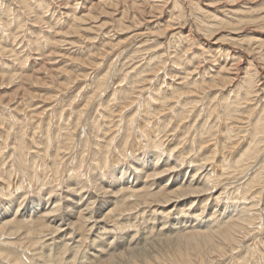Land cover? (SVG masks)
Wrapping results in <instances>:
<instances>
[{
    "label": "rangeland",
    "instance_id": "rangeland-1",
    "mask_svg": "<svg viewBox=\"0 0 264 264\" xmlns=\"http://www.w3.org/2000/svg\"><path fill=\"white\" fill-rule=\"evenodd\" d=\"M104 1H106V0H102L103 3H104ZM171 1L174 2V3H172L173 5L170 3ZM24 2L27 5H29L28 8L26 7L25 11L21 9V5L18 4L17 0H0V15H2V17L0 16V36H1L0 39L2 40V41L0 40V44L3 45V46H0V52H1L0 54H3L1 50H3L4 47H5V49H9L12 47L11 48L12 53L9 52L10 54L5 53V54H3V56L2 55L0 56V62L2 61L0 63V115H1L0 116V179H1L0 180V191L3 189L1 191L2 193H0V201H1L0 209L4 206L5 202H10V200L12 199L11 201L15 203V211L16 210L18 211L16 213L14 212L15 213L14 215H13V213L10 214L8 218L5 217V218L0 219V237H1L0 238V246L3 247L6 243V245L4 246L5 249L0 247V264H111V263L112 264H129V263L130 264H138V263L139 264H242L243 262L245 264H264V255H263L264 248H262V247H264L263 246L264 245V222H262L264 220V218H263L264 217L263 216L264 215V199H263L264 198V186H263L264 183H262L261 186H258L259 184L256 185L257 179H258L257 182L262 180V177H260V176H262L264 174V171L262 170V169H264V167L262 169L260 168L263 171V172H261V170H259V167H261V166L258 164L260 158L263 155L260 156L257 163L253 162V164H254L253 167H252L253 164L250 165L251 168H249V166H246L247 169L245 171L242 170V169H245V166L242 169L240 167L239 168L238 167H232L231 165H228V166L225 165L224 166L225 168L219 167V169H218V172H219L218 175L219 176L216 175L217 173L214 176L215 171L213 170L212 171L213 173L211 172V174H213V175L209 176V177H211L212 181H211V179L208 180V178L206 177V175L204 173H206L210 167L208 165H203V164L205 163L204 161L207 160L206 158L209 156L208 154L211 153L210 150H212L213 148H216V147L218 148V146L221 145L222 142H223V144H228L225 139H224L225 141H222L223 140L222 138H225V137H223V134H222V132L225 130V123H222L223 120L221 119V117L218 114L219 110L222 107L221 102L223 100H220V102H219V100H214V96L216 95V93H214L213 94L214 96L212 95L208 100V97H206V99H205V97L203 95H201L200 92L195 93L191 90V91H189L191 93L190 94L187 91L188 89H191L190 86L192 87V85L194 83L192 78L194 80L202 79L203 77L208 78L212 74L211 72H213V73L215 72L214 70L217 69V66H221V65H224L226 63L227 66H229V64H231V65L234 64V66H233L235 68L234 71L235 72L238 71L239 74L241 73V75L243 77L245 76L242 74L243 71L245 70V73H246V71L248 72V70H249V72L253 74V75L251 74L250 77L253 76L252 78H254L256 81L255 82L256 84L255 83L252 84L253 87L256 86L253 88V91L255 90V92H256V90H258V91H260L259 95L263 96L264 92L261 89L264 87V85H263L264 84V60H262V59H264V52H262V51H264L263 50L264 46L262 45L261 41L258 44H256V42L255 43L252 42L250 44V45H252L250 51L252 49L253 50L251 52H249L248 49H246V48H250V46H248L249 43H246L247 41H244L243 39L244 38L246 39V36L249 39L250 37H254L255 35H256L255 36V38H256L257 35H259L258 38H263V40H264V37H263L264 36V29H263L264 28V20H263V18L261 19V21L258 19L264 15V12H263L264 11V0H223V1L222 0H188V2L186 0H177V1L176 0H165V1L164 0H159V1L158 0H130V2L145 5V8H143V10L145 11V13L143 15L144 17L142 16V14L140 12H138V14H141V15H136L132 11V9L128 7V4H124L123 2H121L119 0L113 1V3H118V6L116 8L114 6L110 7V5H107V4L105 5V3L104 4L101 3V0L100 1L99 0H85V1H83V0H81V1L80 0H78V1L77 0H32V1L31 0H28V1L24 0ZM159 2H160V4H159ZM176 2H178L177 4H179V5H177V4L175 5ZM196 2L198 4V6L200 4V6H203L206 10H207L206 7L208 6L207 11H209V10H210L209 12L213 11L211 13V15H215L218 17V18H216V21H214L215 19L213 20L214 17L212 18V20L209 19L210 17L208 18L207 11L206 12H204L202 10L200 11V9L197 8L198 6H197ZM93 3H96V5L93 6L92 5ZM190 5H192L193 7L195 6V7L193 8ZM65 6H66V8H65ZM91 6H92V8H91ZM174 6H175V11H174ZM152 7L154 9L156 7V12L154 9H152ZM180 7L181 8L184 7V8H182V10H181ZM196 8H197V10H196ZM125 11H128V12H125ZM176 11L179 14L178 13L175 14ZM5 12H7V13H5ZM153 12H155V13H153ZM171 12H172V14H171ZM180 12H182V13H180ZM230 12H231V14H229ZM232 12H233V14H232ZM234 12H236V13H234ZM67 13H71V14H67ZM225 13H227L226 16H224ZM243 13L246 16L245 15L243 16ZM249 13H251L250 14L251 16H249ZM123 14H124V16H123ZM148 14H150V15H148ZM197 14H199L200 18L198 16H197V18H195ZM234 14H235V17H237V18L241 17V18L240 19L238 18L239 19L238 20L237 18L234 17ZM69 15H71V16H69ZM74 15L77 18H78V16H80V17L82 16V18H84L83 21L81 20L79 22L78 21L79 19L76 20ZM167 15H169V17L170 16L171 17L168 18ZM67 16H69V17H67ZM137 16H138V18H137ZM140 16H142V17H140ZM152 16H153V18H152ZM229 16L231 18H227ZM250 17H252V18H250ZM119 18H121V21L117 20ZM173 18H174V20L172 21L171 19H173ZM201 18H202V20H201ZM242 18L244 20L243 24L244 25L247 24L246 26L248 28L246 26H239L238 28L242 27V29L240 28V30H237V31L241 32V33L240 34L238 33L236 36H234L235 38H233V40H231L230 37H229L230 40H228L227 37L228 36L232 37L231 31H234V30H229V29L226 30L224 27H223L224 28L223 29L220 26L221 24L219 23L220 24L219 25L217 23V20L220 19V21L224 20L225 22H227L226 19H228L227 23L233 22L234 24H238L240 21H242ZM246 18H248V19H246ZM166 19L168 20V22H166L167 21ZM196 19L197 20L199 19V20L197 21ZM231 19H233V20H231ZM251 19L252 20H254V19L259 20V22H250ZM193 20H195V21H193ZM204 20L205 21L208 20V22L210 21L209 22L210 24L208 22H205ZM234 20H237L238 23H236V21H234ZM6 21H8V23ZM141 21H143L142 25H141ZM151 21H153V22H151ZM230 21H232V22H230ZM120 22H121V24H120ZM145 22H146V24H145ZM196 22H198V23L201 22L202 24H198V23L195 24ZM203 22H204V24H203ZM211 22H213V24ZM206 23L209 26H207ZM166 25H168V26H166ZM173 25H175L174 26L175 29H174ZM204 25H205V28L207 27L206 30H204L205 28H203ZM210 25H211V27H210ZM259 25L261 27L262 26L263 27L261 28ZM139 26H140V28H139ZM190 26L192 27L193 31H192ZM198 26L200 27V30H198V28H199ZM216 26H218V27L216 28ZM169 27H171L173 30H171V28H169ZM208 27L213 32V34H212V32L210 34V37H212V38H210L208 35V33H210V31H211L210 29H209L210 31L208 30ZM143 28H145V29H143ZM166 28H168L170 31L168 29L166 31ZM215 28L218 29L219 32ZM251 28L252 29L254 28V29L252 30ZM260 28L262 29V31ZM188 29H190V30H188ZM219 29H221V30H219ZM250 29L252 30L253 33L251 32ZM132 30H133V32H132ZM176 30H179V31L176 32ZM36 31H37V33H36ZM180 31H181V33H179ZM201 31H203V32L201 33ZM206 31L208 33H206ZM245 31L247 32L248 35L251 34L254 36H251V35L248 36L246 33H244ZM188 32H189V34H188ZM248 32H250V34ZM260 32H261V34H260ZM176 33H178L180 35V37L182 34H183V36L185 35L184 37L182 36L185 41H182L181 40L182 38L180 39V37H178L179 35ZM186 33H187V35H186ZM218 33H219V36L221 37V39L217 38V37H219ZM223 33H225V34H223ZM13 34L16 37H13ZM169 34H171V36ZM176 35L178 38L175 37ZM204 35H205V37H204ZM241 35L244 38L241 37ZM134 36H135V38H134ZM137 36H138V38H137ZM167 36L169 37V39ZM188 36H192L194 38V40H192L193 39L192 37L188 38ZM202 36H203V38H202ZM154 37H156V38H154ZM222 37H224V38H222ZM143 38H145V39H143ZM175 38H176V40L173 41ZM179 39L182 42L179 41ZM222 39H225V40H222ZM235 39H237V40H235ZM221 40L223 43L220 42ZM241 40H242V42L244 41L243 42L244 44L241 42ZM130 41H132V42H130ZM169 41H170V43L174 42V44H172V47H171V44H169ZM236 41H239L241 43H239V42H237L239 44L233 43ZM192 42H195L196 46ZM213 42H214V44H213ZM117 43H118V45H117ZM183 43L187 44L186 45L187 47ZM200 43H203V44L205 43L203 46H204V48H207L206 51H205V49L202 48ZM179 44H181V45H179ZM207 44H210L211 47L207 46ZM215 44H216V46L219 45V47L218 46L217 47L212 46ZM221 44L224 47H221L222 46ZM225 44H227V45H225ZM240 44H242L243 46ZM263 44H264V41H263ZM235 45H237V46H235ZM125 46H127L128 48ZM177 46H178V48L180 47L179 51H178ZM189 46H191V47H189ZM228 46H230L228 48L229 50L232 48L230 51L227 50ZM123 47H124V49H123ZM256 47H258L260 49V51ZM176 48H177V50H174ZM185 48H188L189 52ZM235 48H238V49H235ZM254 48L257 52L254 50ZM126 49H128V50H126ZM167 49H168V52H167ZM181 49H182V51H180ZM218 49H219V51L221 49V51L217 52ZM224 49L226 51H224ZM244 49H246V50H244ZM147 50H148V53H145V52H147ZM199 50H200V52H199ZM209 50H211V51L209 52ZM170 51H172L173 53ZM201 51H203V52H201ZM241 51H243V52H241ZM174 52H176V53L178 52L181 55L180 54L176 55V53H174ZM193 52L196 54H194ZM197 52H199V54ZM223 52H224V54H223ZM229 52L231 54L235 53L233 58H232L233 54L231 55ZM252 52H253V55H250V53L252 54ZM260 52L263 55L262 58H261L262 55ZM152 53L155 55H153ZM163 53H165L166 55ZM208 53H210V56ZM227 53L230 54L231 58L229 57V55H227ZM237 53H240V54L237 55ZM257 53H258V55L260 54V56L256 57L257 55H254ZM160 54H162V55H160ZM193 54L196 57H194ZM201 54L204 55L203 56L204 58L202 57ZM241 54H242V56H244V54H245V56L242 57ZM151 55L153 57H148ZM191 55H193V56H191ZM246 55H247V57H246ZM106 56H107V58H106ZM142 56H144V58H143L144 60L142 59ZM157 56H160V59L162 61L159 60L158 59L159 57H157ZM182 56H184V58H182ZM154 57H156L155 60L153 59ZM162 57H163V59H162ZM171 57L172 58L174 57L173 61L170 60V59H172ZM178 57H180V58H178ZM185 57H187L188 60ZM213 57L215 59H212ZM217 57H219L220 59ZM225 57L227 59H225ZM151 58L153 61H151ZM176 58L178 60H182L183 62L178 61ZM195 58H197V59L194 60ZM202 58H203V60L204 59L205 60L201 62ZM235 58H237V60ZM259 58H261V59H259ZM165 59H167L168 61ZM189 59L191 62L193 61V63H190ZM238 59L240 60V63L238 62L239 61ZM100 60H101V62H100ZM156 60H158V61H156ZM149 61H151V62H149ZM187 61H189V62H187ZM198 61L201 62L202 64L198 65V63H199ZM234 61L236 63L237 62L238 63L236 64ZM253 61L256 65L253 63ZM94 62H97V63H94ZM145 62H146V65L148 67L146 65H144ZM165 62L167 63L168 66H164ZM175 62H177V63H175ZM178 62L181 64H179ZM184 62H185V64H184ZM212 62H213V64H212ZM258 62H260V63H258ZM99 63H100V65H99ZM135 63H136V65H135ZM150 63L151 64L153 63L152 66ZM166 63H165V65H166ZM173 63H175V64H173ZM182 63L184 65H182ZM188 63H189V65H188ZM245 63H247V64H245ZM195 64H196V66H195ZM216 64H217V66H216ZM93 65H95V66H93ZM155 65H157V66H155ZM158 65H160V67ZM176 65H178L179 67L182 66L180 68L183 69L185 72L187 70L188 73L183 72L182 70H180V68L178 69L179 71L175 68H172V66L176 67ZM210 65L211 66L214 65V66L211 67ZM244 65L246 66V68ZM136 66H138L139 68ZM153 66H154V68H153ZM237 66L242 67L244 70L243 69H242V71L237 70L238 68H240V67L237 68ZM94 67L96 69H94ZM158 67H159V69H155ZM163 67H164V69H162ZM207 67L210 69V71H209V69H207ZM261 67H263V68H261ZM137 68L139 69L138 71H136ZM176 68H178V67H176ZM185 68H187V69H185ZM151 69L152 70L154 69V70L152 71ZM173 69H175V70H173ZM188 69H190V70H188ZM260 69H263V70L261 71ZM91 70L93 72H91ZM142 70H146L145 72L143 71L146 75L144 73H141ZM155 70H156V72H155ZM167 70L169 71V73ZM172 70L175 71L174 74H173ZM176 70L178 71V74H177ZM206 70L208 71L207 73H206ZM88 71H89V74H88ZM199 71H201V72H199ZM189 72H191V73L189 74ZM197 72H198V75H197ZM136 73H138V74H136ZM139 73H141V74H139ZM160 73L162 74V76ZM180 73L183 75H185V74L186 75L189 74V75L188 76H186V75L182 76V78H181ZM194 73L197 75V78L195 77L196 75ZM205 73L208 74V76ZM10 74H18L19 76H17V75L14 77L8 76ZM90 74H93V75H90ZM131 74L134 76L136 75V77H134V79L136 80V82L138 80L140 82V84H137L139 82L136 83L134 81V79L131 80V77H133V76H130ZM247 74H246V76H247ZM259 74H262L263 76H260ZM127 75H128V77H126ZM172 75H174V76H172ZM158 76H159V78H158ZM255 76H256V78H255ZM110 77H112V78H110ZM142 77H143V79H142ZM163 77L165 80L163 79ZM171 77L173 80L171 79ZM173 77H175V78H173ZM183 77H185L184 79L187 82L183 79ZM138 78H140V79H138ZM145 78L148 81L145 80ZM175 79H177V80H175ZM181 79L184 81H182ZM109 80H111V81H109ZM178 80H180L179 81L180 83L177 82ZM189 80L192 81L193 83L190 82ZM260 80H262V81H260ZM118 81H120V82H118ZM235 81L238 82L239 84L236 83ZM114 82H115V84H114ZM187 83H188V85H190L189 87H187L188 85L185 86V84H187ZM189 83H191L192 85ZM232 83L233 84L230 83L229 87H224V89L226 88L229 91L232 90V91H230L232 94L228 93L229 91L227 92L226 89L224 90V93L227 92V94H230V96L227 97V100L229 99V101H227V102L230 103L229 107L233 108V110L232 109L230 110L232 112L231 115H233V118L235 117L234 116L235 112L238 113L240 111L239 114L242 115L243 113L245 114V113L249 112L250 110L254 109L255 107H256V109H254L255 111H252V113L253 114L255 113L256 116L259 115L258 117L261 116V118H262V115H263L262 113H264V112L260 111V110H263V108H264L262 106V105H264V99H263L264 97L263 98H262V96L259 97V95L256 96L257 95L256 93H258V91L256 93L253 92L254 96L251 92H249V95H248L249 96V102L248 101H242L243 103H245V105L241 104L238 106V105H236L238 103H236V104L232 103V101L236 97L233 95H236V93L239 92V93H237L238 94L237 96L241 95L243 97V95L245 93L244 85L246 87L248 85V83L245 84L244 79H242V78L235 79ZM89 84H91V85H89ZM144 84H145L144 90H142V92H139L140 91L139 89H142V86ZM174 84H178V85H174ZM124 85H126V86H124ZM146 85H148L147 88H146ZM86 86L88 89H86ZM114 86H116V87H114ZM129 86H131V87H129ZM137 86H139V87L137 88ZM158 86H160V88H162V89L158 88ZM257 86L259 87L258 89H257ZM103 87H105V88L103 89ZM173 87L175 89L174 94L172 92ZM237 87H238V91L236 89ZM241 87H242V91L240 90ZM115 88H117V89H115ZM125 88H127V90L129 88L131 89V90L129 89L127 91V93L129 94V95L127 94L128 96L125 93L126 92ZM120 89H122V91ZM159 89H160V91H158ZM233 89H235V91H237V92H234ZM163 90H164V92H163ZM81 91H83V92H81ZM109 91L111 93L112 92L113 93L111 94ZM136 91H137V93H136ZM148 91H149V93H147ZM150 91H152V94ZM156 91L158 92V94H156L157 93ZM184 91L186 92V94L187 93L190 94V96L188 94L186 95L185 93H183ZM89 92L92 94H88ZM132 92L134 93L135 96L137 95V97H138L140 95V97L141 96L142 97L141 98L138 97L136 99V98H134L135 96H133ZM145 92L147 93L146 95H145ZM181 92H182V94H180ZM221 92L220 91L217 92L218 97L221 94ZM106 93L108 94V96H106L107 95ZM117 93H119V94H117ZM163 93H164V95L172 93V96H175L174 98L173 97L169 98L170 100H168V102H166L165 105L163 104L166 109L165 108L162 109V106L160 107L161 102H160V100L156 99L157 97H155V95L160 96V94L163 96ZM177 93L180 94V96ZM193 93L196 96L193 95ZM121 94L125 99H123ZM209 94H211V93L209 92ZM87 95H90V96H87ZM99 95H101V96L99 97ZM109 95H111V96H109ZM152 95H154V96H152ZM96 96H97V98H95ZM177 96H179V97H177ZM182 96H184V97L182 98ZM248 96H246V97H248ZM90 97H92V98H90ZM129 97L130 98L133 97L132 100L134 101V103L127 105L129 100L131 101V99ZM143 97H145V98H143ZM194 97H195V99H193ZM197 97L201 100V102L198 100ZM252 97L254 100H252ZM88 99L91 100L90 101L91 104L89 103ZM111 99H112V101H111ZM171 99L173 102L175 100L176 101L173 103L171 101ZM72 100H73V102H72ZM187 100H189V103L192 106L188 103ZM8 101H10V105L7 106ZM192 101H193V103H192ZM209 101H210V103H212V104L214 103V104L213 105L210 104ZM143 102H144V104H143ZM257 102L260 104L261 107L259 106V104ZM262 102H263V104H262ZM93 103H94V105H92ZM148 103H149V105H147ZM196 103H197V105H195ZM200 103L202 105H200ZM168 104H170L171 106L169 107ZM246 104H248V109L246 108V106H247ZM251 104L253 106H251ZM16 105L19 107H17ZM88 105H89V107H88ZM153 105H155V106H153ZM166 105H168V108ZM178 105H180V107ZM147 106H149L148 108H151V110L148 109ZM187 106H190V108ZM249 106H251V107H249ZM15 107H17L18 110L15 109ZM124 107H125V109H123ZM133 107H135V109ZM153 107H155V109ZM158 107L161 108V110H159ZM105 108H107V109H105ZM108 108H109V110H108ZM141 108H142V110H141ZM179 108L180 109L182 108L184 111L182 109L180 110ZM206 108H208V110L210 109L211 112L215 108L214 109L215 111H213L215 113L214 114L213 113L208 114ZM235 108L236 109L238 108L237 109L238 111H236ZM244 108H246V109H244ZM11 109H13V110H11ZM121 109H122V111H121ZM22 110L24 112H22ZM149 110H150V112H149ZM175 110H176V112H175ZM185 110H186V113H185ZM200 110H201V112H200ZM203 110L205 112H203ZM76 111H77V113H76ZM160 111H164V112H160ZM181 111H183V112H181ZM196 111H198V114L196 113ZM256 111L260 112V113H256ZM2 112H4V113H2ZM142 112H143V114H142ZM145 112L146 113L149 112V115L148 114L146 115ZM157 112H159V113H157ZM187 112H190L191 114L190 113L187 114ZM107 113H110V114H107ZM137 113H139V114H137ZM140 113L143 116H141ZM167 113L170 114L169 117H167L168 116ZM179 113L182 114L181 117H180ZM17 114H19V115H17ZM113 114L115 115V117ZM153 114H155L156 117ZM215 114H217V115L215 116ZM105 115H108L109 117L108 116L105 117ZM171 115H172V117H171ZM174 115L175 116L179 115V116H177L178 117L177 118ZM186 115H189V116H186ZM204 115H205V117H208L210 119L208 120V118H205ZM210 115H212V116H210ZM103 116L105 117V121H104ZM119 116H120V118H119ZM138 116H139V118H137ZM149 116H150V118H149ZM184 116H186V117H184ZM110 117L111 118L113 117V118L111 119ZM116 117H118V118H116ZM145 117H147V118H145ZM161 117L163 120H160ZM164 117H166V118H164ZM229 117L227 118V123H226L228 125V128L224 132H227L228 135L232 134L231 136L234 140H236L238 135L240 136V134L237 135L236 133L233 132V131H235V129H237L238 132L243 134V136L245 138H242L243 140L241 141V146H240V150H241L242 147H244L247 143L246 138H248L247 137L248 131H250L247 128L248 127L247 125L249 124V122L247 119H244L247 122L243 120L244 123H242V121L239 120L238 122L235 123V120L229 121ZM172 118H173V120H172ZM183 118L184 119L187 118V119L184 120ZM92 119H93V121H92ZM96 119H98V120L96 121ZM120 119L123 121H121ZM125 119H126V121H125ZM206 119L210 123L207 122L208 123L207 124ZM231 119H232V117H231ZM85 120H86V122L84 124H86V125L84 126L83 122ZM112 120H114V121L112 122ZM130 120H131V123H130ZM146 120L147 121L149 120V121L147 122ZM95 121L97 122V124H95ZM118 121L122 122V123H119ZM124 121H125V123H124ZM163 121L166 124L165 123L163 124ZM167 121H168V123H167ZM185 121H187V122H185ZM189 121H191L192 124H195V125L190 124L191 122H189ZM194 121H196V122H194ZM200 121L202 124L198 125V123H200ZM212 121H213V123H211ZM231 121H234L233 127L235 126V129L232 127L233 123ZM69 122L71 123V125ZM89 122L92 124L91 126H90ZM93 122H94V124H93ZM109 122H110V124H109ZM114 122H116L117 124L119 123L120 125L119 124H118L119 126L117 124L114 125ZM174 122H176V123H174ZM230 122H231V126L229 127ZM99 123H101V124H99ZM127 123H128V126H126ZM156 123H159V124H157V125H159L158 126L159 128L157 126L155 127ZM160 123H161V125H160ZM245 123H248V124H245ZM98 124H99L100 128H99ZM107 124L109 126L111 124H113V125H111L110 127L105 126ZM171 124L172 125L175 124V129H174V126H172ZM178 124H180V125H178ZM209 124H211L210 126H214V129L216 127V130H218V133L216 132L218 134V136H216V134L213 136L216 139H218L217 141H219V142H218L217 146L212 145V147H210V148L207 147L208 149H205V148L202 149L199 147V146H201V144H199L198 141L199 142H202V141L207 142L210 138L213 137V136H210V138H209V134L207 133V131H205V130H207V127L209 126ZM221 124H223V125H221ZM236 124H238V125H236ZM72 125L73 126L75 125V126L73 127ZM87 125H88V127H86ZM94 125H96L97 127L95 128ZM138 125H140V126H138ZM164 125L166 126L165 129H164ZM181 125H183V127H181ZM23 126H24V128H23ZM76 126L77 127L79 126L81 128L86 127L85 129L84 128L83 129L86 130L87 133H86V131H84L83 129H81L79 127H78L79 129L76 128ZM112 126H115L114 127L115 129L114 128L112 129ZM131 126H132V128H131ZM171 126H172V128H171ZM198 126H199V128H200V126H202L200 128L201 130L198 129ZM238 126H241L242 128L239 129ZM106 127L108 129H106ZM124 127H125V129H124ZM176 127H177V129H176ZM187 127H189V128L187 129ZM73 128H76V130H78V131H76ZM136 128H137V130H136ZM202 128H203V131H205L206 133L202 131ZM229 128H231V129H229ZM65 129L67 130V132L68 131L69 132L67 133ZM95 129L98 132L93 131ZM101 129H103V130H101ZM132 129H134V131ZM168 129H169V131H168ZM170 129H171V131H170ZM183 129H184V132H183ZM245 129H247V132ZM106 130L108 133L105 132ZM116 130H117V133L115 134ZM118 130H119V132H118ZM142 130H143V132H142ZM154 130H157V131H154ZM178 130L179 131L181 130V131L179 132ZM62 131L66 132L67 134H65L63 132V134H64L63 135L61 133ZM90 131H93V132H90ZM124 131H125V133H122ZM136 131H138V132H136ZM167 131L169 133H167ZM186 131H187V133H186ZM220 131H222V132L220 133ZM102 132H104L105 134ZM113 132L115 135L113 134ZM126 132H128V133H126ZM181 132L183 133L182 134L183 136L180 135ZM191 132H193L194 135H192L193 133H191ZM56 133H57V135H56ZM58 133L60 135H58ZM76 133H77V136L75 135ZM88 133H90V134L88 135ZM160 133L162 135H159ZM177 133H179V134H177ZM112 135L114 137L115 136L116 137L114 138ZM170 135L173 139L170 137ZM176 135H177V137L178 136L179 137L177 138ZM205 135H207V136H205ZM53 136H55V137L57 136L58 138L57 137L55 138ZM59 136H61V137L59 138ZM99 136H100V138H99ZM110 136L112 139L110 138ZM122 136H123V139L125 138L123 141L121 140ZM128 136H131V137H128ZM137 136H138V138H137ZM156 136L157 137L164 136L165 139H162L163 137L157 138ZM193 136H194V138H193ZM63 137H65V138L63 139ZM87 138H89V140H87ZM104 138H107L108 141H106L107 139L104 140ZM113 138L116 140H114ZM152 138L153 139L157 138V139L153 141ZM55 139L56 140L58 139V140L56 141ZM82 139L84 142L82 141ZM94 139L95 140L97 139L96 145H98L99 148H98V146L96 148L95 147L96 145L94 146V144L96 142ZM110 139L113 140V142L112 141L109 142ZM18 140H22L23 143H20ZM24 140H25V142H24ZM130 140H131V142H130ZM140 140H141V142H140ZM149 140L151 141V143ZM194 140L195 141L197 140V141L194 142ZM36 141H37V143H36ZM59 141H61L62 143L60 142V144H58ZM98 141H100V142H98ZM190 141L194 142L195 144L190 142ZM154 142H156L155 143L156 145L155 144L152 145V143H154ZM163 142L165 145H163ZM99 143H101L100 145H102V144L105 145L104 148L102 146L100 147ZM107 143H109V144H107ZM113 143H115V144H113ZM118 144H119V148H117V149H119V151L116 150V147ZM140 144H141V146H140ZM175 144L178 146H175ZM58 145L60 147H58ZM112 145L113 146L115 145V146L113 147ZM161 145H163V146H161ZM46 146H47V148H46ZM110 146H112V147H110ZM154 146H156V148ZM192 146H194V147H192ZM147 147H149L150 149ZM175 147L178 149L176 150ZM105 148H107V149H105ZM110 148H111V150H110ZM127 148H128L129 152L126 151ZM157 148H159V149L156 150ZM18 149H19V151H18ZM43 149H44V151H46V153H43L44 152ZM56 149L58 151H56ZM99 149H101V151ZM146 149L150 150L149 151L150 153H148V150L146 151ZM160 149L163 150V152ZM37 150H39V151H37ZM104 150L105 151L107 150L106 153ZM202 150L203 151L206 150L205 152L208 151V153H205ZM102 151H103V153H101ZM165 151H166V153H165ZM181 151H182V153H181ZM54 152H55V155H53ZM59 152H62V153H59ZM136 152L138 155L136 154ZM183 152H184V154H183ZM156 153H158L159 156ZM160 153L164 154V155L161 156ZM42 154L43 155L45 154L46 156L45 155L42 156ZM188 154H190V155H188ZM50 155L53 157L51 158ZM94 155L97 158L99 157L100 159L98 160ZM150 155H152L155 160L150 158L149 157ZM233 155H235V154H231L230 156L234 160L236 156L233 157ZM56 156H58L59 158ZM63 156H65V157H63ZM146 156H147L148 160H147V162H145L146 165L145 164L143 165L144 168L143 167L137 168L136 166L138 165L139 161L143 162L142 157H146ZM92 157H93V160L91 159ZM161 157H163V158H161ZM46 158H48V159H46ZM54 158H56V160ZM60 158H63V160ZM156 158H157V160H156ZM199 158H201V160ZM203 158L205 160H203V162H202ZM158 159L159 160L161 159L160 162L162 161L161 163H159L160 166L158 165V162H159ZM46 160L49 161L50 163L48 162V164H47ZM57 160H59V161H57ZM95 160L97 162H99L101 160L99 162V165ZM107 160L110 161V163ZM151 160H153L152 163H150ZM166 160H167V162H166ZM63 161H65V162H63ZM135 161L138 163L135 164L136 163ZM42 162L45 163L48 166V168H46L47 166L45 164H43ZM53 162H55V163H53ZM247 162L249 163L251 161H247ZM51 163L54 166L55 165H57V166L54 167V166H52ZM63 163H65V164H63ZM105 163H107L106 166H105ZM156 163H157V165H156ZM201 163H203V164H201ZM127 164H128V166H127ZM41 165L44 166L45 169H43V167H41ZM114 165H115V168H114ZM129 165L131 166V168ZM49 166H50V168H49ZM171 166L176 167L175 168L176 170L174 168H172L174 170L170 169V171H166L165 172L166 174L160 175L159 178L155 174V171H156L155 169L160 168L159 171H161L163 169L165 170L168 167L170 168ZM105 167H107V169ZM128 167L131 170L128 171V169H129ZM97 168H100L101 171H100V169H97ZM140 168L144 169V170L149 169L150 176H148V172H144V173L140 172V171L138 172V170ZM203 168L205 170L207 169L206 172H204V173H203V170H204ZM232 168H234V169L236 168L235 170H237V171L233 170ZM57 169H58V171L56 172ZM90 169H92V170H90ZM187 169H189V170H187ZM230 169L232 170V172H229ZM119 170H120V173H119ZM226 170H227V173L229 172L228 174L226 173ZM67 171H69V172H67ZM95 171L98 173H95ZM122 171H124V172L121 174ZM126 171H127V174H126ZM241 171H243V173L244 172L245 173L243 174ZM110 172L113 175L112 174L110 175ZM132 172L134 173V175ZM233 172L237 173V175L233 174ZM239 172L242 173V175ZM252 172H254V173H252ZM118 173L120 174L119 175L120 177L122 175H123V177H130L131 175H133L129 178L132 181H131V183H128L129 181L128 182L124 181V183L121 186H118V187L114 186L112 188L113 190L110 188L113 191V193L115 194V198L112 197L113 198L112 202L110 204H108L107 207H105L102 212L99 213L98 208H99L101 201L103 200V197L98 195L99 190L97 189L96 183H98V182L100 183L101 181H103L104 184H107L109 182L108 185L110 186L111 177H113L114 175H118ZM221 173H222V176H220ZM260 173H263V174H260ZM144 174H146V175H144ZM176 174H180V181H178L179 184L175 183L174 180H172L174 178V176H176ZM251 174H253V175L251 176ZM101 175H102V177H101ZM137 175H139V176H137ZM154 175L156 178L153 177ZM228 175H230L233 178H231ZM232 175H234V176H232ZM1 176H2V178H1ZM94 176H95V178H94ZM213 176H214V178H213ZM237 176H239V178ZM249 176H251V177L249 178ZM71 177H73V178L75 177V178L72 179ZM103 177H105L104 180L102 179ZM193 177H195V179ZM256 177H258V178H256ZM259 177H260V180H259ZM136 178L137 179L139 178L138 181ZM166 178H167V180H166ZM216 178H219V179L217 180ZM204 179H206V180H204ZM75 180H77V182ZM199 180H202V181H199ZM233 180H236L238 184L239 183L242 184L243 185V186H241L242 188L240 187V185H237L236 182H234ZM6 181H8V182H6ZM69 181H72V182H69ZM74 181H75V183H74ZM205 181L206 182L209 181V183H208L209 185H207V186H208V188L211 187L210 189H212L213 191L212 190H210V191H212V193L214 192L213 193L214 196H212V193L209 192V194H208V192H207L204 196H202V198H198V199L196 198V199L192 200L193 204H192L191 200H190V202H188L186 200V201H183V203L180 206L176 207V204L175 205L171 204V206H167L165 208L154 205L155 203H153L154 201H152L153 200V193L157 190H160V192L162 194L166 195V194H168V191H170L172 188H174L175 185L177 187V186H180L183 184L182 186L186 187L190 184L191 186L189 185L188 186L189 188H195V186L200 187L201 184L202 185L206 184ZM222 181H223V183L225 181L226 182L223 184ZM230 181H232V182H230ZM197 182L199 184H197ZM219 182H221V183L219 184ZM227 182H229V183H227ZM250 182H251V184L252 183L253 184L250 185ZM17 183H19L18 184V185H20L19 187H16ZM180 183H182V184H180ZM233 183H235V184H233ZM2 184H3V186H2ZM71 184H73V185H71ZM133 184H135L137 187L136 188L132 187ZM163 184H164V186H163ZM76 185H78V186H76ZM220 185H221L222 189H221ZM224 185H227V186L224 187ZM255 185H256V187H255ZM7 186H10V187H7ZM182 186H180V187L183 188ZM216 186H219L218 187L219 190ZM1 187H4V188H1ZM65 187H66V189H65ZM83 187H85V188H83ZM228 187H229V189H228L229 191L227 190ZM243 187L245 189H243ZM247 187L249 188L248 189L249 192H246V191L243 192V190H246ZM259 187H261V188L259 189ZM262 187H263V189H262ZM67 188H69V189H67ZM250 188H252V190H250ZM8 189H9V191H7ZM14 189H17V190L15 191ZM234 189L237 191V194H236V191ZM257 189H258V191H257ZM22 190H24L23 194H22ZM87 190H88V192L86 193ZM238 190H240V191L238 192ZM241 190L243 193H241ZM89 191H90V193H89ZM252 191H253V194H252ZM257 192H259V194H261V192H262L261 195H263V196H258L259 194ZM51 193H53V194H51ZM62 193H63V195H62ZM224 193L225 194L228 193L229 196L225 195ZM229 193L232 194L233 196H235V194H236L235 198L237 200H235L234 197H232V195H230ZM2 194H3V196H2ZM41 194H42V196H41ZM46 194L48 197L46 196ZM220 194L222 195L221 196L222 198L219 197ZM49 195H51V196H49ZM238 195L241 197H238ZM242 195H244V197ZM253 195H254V197H253ZM79 196H82L84 200L83 199L79 200ZM116 196H117V198H116ZM19 197H21V198H19ZM38 197L41 200L46 202V207L44 210L37 211L35 209L36 203L39 200ZM55 197H59V198H55ZM210 197H212V198L210 199ZM225 197L228 198V201ZM249 197H251L252 199H250ZM257 197H259V198H257ZM60 198H62V199H60ZM65 198H67V199H65ZM92 198L94 200L95 199L96 200L94 201ZM145 198H147V199H145ZM239 198L240 199L242 198L241 199L242 202L243 201L244 202L246 201V202L243 204ZM255 198H256V200H255ZM208 199H209V202H207ZM213 199H214V201L216 200V202L211 201ZM232 199H234L236 201V204L239 207L236 204H235L236 207L234 206V203H235L234 200L232 202H230V200H232ZM90 200H91V203H90ZM146 200H148V201L146 202ZM250 200H251V202H248ZM259 200L261 202H259ZM86 201H88V202H86ZM135 201H136V203H135ZM225 202H227V203H225ZM256 202H259V203H257L258 205L255 204ZM50 203H52V204L54 203V204L52 205ZM241 203L243 205H241ZM251 203H253V204H251ZM18 204H21V208L19 207L20 205H18ZM60 204L63 206L61 207ZM87 204L91 205V210L94 213L93 217H89V215H85L82 212L86 208V207L84 208L83 206H86ZM131 204H134V205L130 206ZM141 204L143 207L141 206ZM116 205L118 207H116ZM135 205L141 206V207H135ZM245 206L247 208H245ZM253 206H255V207L252 208ZM262 206H263V208H262ZM66 207H69V208L70 207H76L77 208L78 214L76 213L73 217H71V220H69L70 222L66 219L68 216H64L65 211H66ZM226 207H228V208H226ZM241 207L243 210L240 211ZM51 208L53 211L51 210ZM191 208L193 209L194 212L192 211ZM213 208H216L217 210L213 209ZM234 208H236V209H234ZM256 208L261 210V211L258 212L259 210H257V212H255ZM49 209H50V212H49L50 214H45L49 211ZM133 209L134 210L138 209V210L137 211L136 210L131 211ZM144 209H145V212L143 211ZM194 209L195 210L197 209L196 212ZM245 209L247 212L245 211ZM226 210H228V211H226ZM20 211L22 212V214ZM31 211H32V216H31V214H29V213H31ZM42 211H44V212H42ZM142 211H143L144 215L142 214ZM169 211L171 212V213H169L170 216L168 214ZM250 211H253L254 213L250 212ZM262 211H263V213H262V217H261L260 214ZM197 212H199L200 214ZM155 213H157V214L154 215ZM208 213H210L211 215ZM242 213H244V214H242ZM245 213H247V214H245ZM192 214H193V216H192ZM248 214H249V216H248ZM258 214H259V216H257ZM44 215H45V218H44ZM47 215H48V217H46ZM198 215H199V217H197ZM101 216H102V218H101ZM250 216L252 217V221H254V222L251 225H249L248 230L250 232L248 231L249 234L247 233L249 236L246 235L245 236L246 239L244 238L245 240L243 239L239 242L240 245L242 246V249L236 248L234 246V248H235L234 250L231 249V251H230V248H229L227 253H221L218 249H216V245L218 244L219 239H216L217 241L216 240L214 241L215 247H212V246L206 247V249H203V250L201 249V247L190 248L189 250H188V248L186 249L184 247H181L183 244V242L181 240H183L184 236H187L190 234H199V233L200 234H206V233L209 234V232H210L209 235H215V231L217 232L216 236H218V234L221 235L224 232H226L228 229L232 228L233 225L237 224V222L240 219H242L244 217H250ZM254 216H256V218ZM10 217L12 218V220ZM35 217H37V219ZM51 217H53V218H51ZM84 217L87 220L84 219ZM193 217H195L196 219L198 218V220H196L195 218L193 219ZM50 219H51V221H50ZM53 219H54V221H52ZM102 219H103V221H102ZM89 220H91V221L89 222ZM4 221H6V222H4ZM97 221H99V222H97ZM100 221H102V222H100ZM231 221L233 222V225L231 224ZM260 221L262 222L261 225H259L261 223ZM1 222H3V223H1ZM64 222L66 223V225H68V224L69 225L68 226L64 225L65 224ZM104 222H105V224H104ZM180 222H181V224H180ZM255 222H257L256 223L257 225L255 224ZM59 223H64L63 224L64 227L62 225L60 227H58ZM95 223H96V225H95ZM98 223H100L99 226H97ZM176 223H177V225H176ZM86 224L88 225V227ZM76 225L78 228L76 227ZM104 225H107V226H104ZM224 225H226L227 227H224ZM258 225H259V228L257 227ZM93 226H94V228H93ZM100 226L102 227V229H100L101 228ZM228 226L229 227L232 226V227L229 228ZM253 226H255L256 228ZM98 229L100 230V232L102 231L101 233H103V232L104 233L101 235L98 234V233H100ZM53 230H55V231L53 232ZM203 230L204 231L206 230L207 232L206 231L202 232ZM255 230H258L259 232L255 231ZM261 230H262V232H261ZM95 232L97 233L98 236L94 235V234H96ZM32 234H34V236ZM3 236H5V237H3ZM52 236H53V238H51ZM57 236H59V237H57ZM261 237H262V239H261ZM34 238H36V239H34ZM100 238H101V241H100ZM254 239H255V242H254ZM104 240H105V242H104ZM131 240H133V241H131ZM14 242H16V243H14ZM75 242H76V244H75ZM247 242H249V243H247ZM98 243H99V245H98ZM129 243H130V245H129ZM2 244H4V245H2ZM95 244H96V247H95ZM104 244H105V246H104ZM245 244L247 247L245 246ZM8 245L9 246L11 245V246L9 247ZM240 245L237 244V247H241ZM217 246H220V245L218 244ZM97 247H99V249ZM102 247H104V248H102ZM203 248H205V247H203ZM260 248L262 251L260 250ZM252 249H254V250H252ZM182 250L186 254L185 258H182L183 256H181V254H183ZM247 251H249V252H247ZM257 251H258V253H257ZM90 252L91 253L93 252V253L90 254ZM96 252L98 253L97 255H96ZM1 253H2V255H1ZM121 253H123L121 255L122 257L119 255ZM110 255H111V257H110ZM128 255H130V256L128 257ZM244 258H246V259H244ZM261 258H263V259H261ZM121 260H122V262H120Z\"/></svg>",
    "mask_w": 264,
    "mask_h": 264
},
{
    "label": "bare ground",
    "instance_id": "bare-ground-1",
    "mask_svg": "<svg viewBox=\"0 0 264 264\" xmlns=\"http://www.w3.org/2000/svg\"><path fill=\"white\" fill-rule=\"evenodd\" d=\"M27 1H28V0H27ZM31 1H32V0H31ZM77 1H78V0H77ZM80 1H81V0H80ZM83 1H85V0H83ZM99 1H100V0H99ZM113 1H115V0H106V1H104V3H105V5L107 4V5H110V7L114 6V7L116 8V7L118 6V3H113ZM116 1H118V0H116ZM119 1L123 2L124 4H128V7L131 8L132 11H133L136 15H141V14H142V16L144 15L145 11L143 10V8H145V5H143V4H136V3H134V2H130V0H119ZM158 1H159V0H158ZM164 1H165V0H164ZM176 1H177V0H176ZM186 1L188 2V0H186ZM222 1H223V0H222ZM13 2H14V1H13ZM15 2H16V1H15ZM17 2H18V4L21 5V9L24 10V11L26 10V7L28 8V6H29V5H27V4L24 2V0H17ZM156 2H157V1H156ZM180 2H181V1H180ZM180 2H179V3H180ZM198 2H199V1H198ZM99 3H100V2H99ZM101 3H103L102 0H101ZM104 3H103V4H104ZM157 3H158V2H157ZM170 3L172 4V3H174V2L171 1ZM177 3H178V2H176L175 5H176ZM77 4H78V3H77ZM97 4H98V3H97ZM159 4H160V2H159ZM162 4H163V3H162ZM171 4H170V5H171ZM194 4H195V3H194ZM196 4H197V2H196ZM5 5H6V4H5ZM92 5H93V6L96 5V3H93ZM150 5H151V4H150ZM154 5H155V4H154ZM172 5H173V4H172ZM172 5H171V6H172ZM177 5H179V4H177ZM17 6H18V5H17ZM188 6H189V5H188ZM190 6L193 7L192 5H190ZM197 6H198V4H197ZM15 7H16V6H15ZM31 7H32V6H31ZM63 7H64V6H63ZM194 7H195V6H194ZM194 7H193V8H194ZM205 7H206V6H205ZM65 8H66V6H65ZM91 8H92V6H91ZM99 8H100V7H99ZM148 8H149V7H148ZM172 8H173V7H172ZM180 8H181V7H180ZM182 8H184V7H182ZM182 8H181V10H182ZM197 8L200 9V11L202 10V11H204V12H206V11L208 10V6L206 7V8H207V10H206L203 6H200V4H199V6H198ZM197 8H196V10H197ZM209 8H210V7H209ZM50 9H51V8H50ZM152 9H154V8L152 7ZM160 9H161V8H160ZM170 9H171V8H170ZM170 9H169V10H170ZM228 9H229V8H228ZM231 9H232V8H231ZM29 10H30V9H29ZM29 10H28V11H29ZM116 10H117V9H116ZM147 10H148V9H147ZM154 10H155V12H156V7H155ZM181 10H180V11H181ZM183 10H184V9H183ZM31 11H32V10H31ZM31 11H30V12H31ZM36 11H37V10H36ZM38 11H39V10H38ZM52 11H53V10H52ZM68 11H69V10H68ZM136 11H137V12H136ZM160 11H161V10H160ZM174 11H175V6H174ZM177 11H178V10H177ZM177 11L175 12V14L178 13ZM193 11H194V10H193ZM193 11H192V12H193ZM198 11H199V10H198ZM209 11H210V10H209ZM209 11H207V13H208V18L210 17L209 19L212 20V18L214 17L213 20L215 19L214 21H216V18H218V17L215 16V15H211V13H212L213 11H211V12H209ZM229 11H230V10H229ZM240 11H241V10H240ZM2 12H3V11H2ZM2 12H1V13H2ZM33 12H34V11H33ZM69 12H70V11H69ZM106 12H107V11H106ZM125 12H128V11H125ZM138 12H140L141 14H138ZM155 12H153V13H155ZM223 12H224V11H223ZM247 12H248V11H247ZM263 12H264V11H263ZM5 13H7V12H5ZM21 13H22V12H21ZM25 13H26V12H25ZM160 13H161V12H160ZM180 13H182V12H180ZM197 13H198V12H197ZM216 13H217V12H216ZM234 13H236V12H234ZM40 14H41V13H40ZM57 14H58V13H57ZM67 14H71V13H67ZM146 14H147V13H146ZM169 14H170V13H169ZM171 14H172V12H171ZM171 14H170V15H171ZM178 14H179V13H178ZM178 14H177V15H178ZM183 14H184V13H183ZM229 14H231V12H230ZM229 14H228V15H229ZM232 14H233V12H232ZM240 14H241V13H240ZM250 14H251V13H249V16H251ZM17 15H18V14H17ZM148 15H150V14H148ZM154 15H155V14H154ZM226 15H227V13H225L224 16H226ZM244 15H245V14L243 13V16H244ZM0 16L2 17V15H0ZM41 16H42V15H41ZM69 16H71V15H69ZM69 16H67V17H69ZM85 16H86V15H85ZM123 16H124V14H123ZM142 16H140V17H142ZM160 16H161V15H160ZM167 16H168V18L171 17V16L169 17V15H167ZM180 16H181V15H180ZM197 16L199 17V14H197L195 18H197ZM203 16H204V15H203ZM211 16H212V17H211ZM222 16H223V15H222ZM231 16H232V15H231ZM241 16H242V15H241ZM243 16H242V17H243ZM245 16H246V15H245ZM35 17H36V16H35ZM37 17H38V16H37ZM74 17H75L76 20L79 19V20H78L79 22H80L81 20L83 21V19H84V18H82V16H81V17L78 16V18H77V17L74 15ZM143 17H144V16H143ZM154 17H155V16H154ZM172 17H173V16H172ZM176 17H177V16H176ZM184 17H185V16H184ZM201 17H202V16H201ZM205 17H206V16H205ZM234 17H235V14H234ZM247 17H248V16H247ZM49 18H50V17H49ZM137 18H138V16H137ZM145 18H146V17H145ZM152 18H153V16H152ZM152 18H151V19H152ZM178 18H179V17H178ZM181 18H182V17H181ZM199 18H200V17H199ZM206 18H207V17H206ZM227 18H231V17L229 16V17H227ZM235 18H237V17H235ZM238 18H239V17H238ZM238 18H237V19H238ZM240 18H241V17H240ZM240 18H239V19H240ZM243 18H244V17H243ZM243 18H242V21H240L239 23L237 22V20H234V21H236V23H238V24H234L232 21H230V22H232V23H227V22H228V19H226L227 22H225L224 20H221V21H220V19L217 20V23H218V24L220 23L221 25H220V24H219V25H220L222 28L224 27L226 30H227V29H229V30H234V31H231V32H232V37H231V36H228V37H227L228 40H230V39L233 40V38H235L234 36H236L238 33H239V34L241 33V32H238V31H237V30H240V28L242 29V27L238 28L239 26H246V25H247L246 23H245L246 25L243 24V23H244ZM250 18H252V17H250ZM262 18H263V20H264V15H263L261 18H258V19L261 21ZM1 19H2V18H1ZM146 19H147V18H146ZM183 19H184V18H183ZM222 19H223V18H222ZM239 19H238V20H239ZM246 19H248V18H246ZM246 19H245V20H246ZM2 20H3V19H2ZM35 20H36V19H35ZM117 20H118V21H121V18H119V19H117ZM166 20H167V19H166ZM171 20L173 21L174 18L171 19ZM175 20H176V19H175ZM196 20H197V19H196ZM198 20H199V19H198ZM198 20H197V21H198ZM201 20H202V18H201ZM231 20H233V19H231ZM259 20H256V19L252 20V19H251L250 22H259ZM134 21H135V20H134ZM178 21H179V20H178ZM181 21H182V20H181ZM190 21H191V20H190ZM193 21H195V20H193ZM204 21H205V20H204ZM218 21H219V22H218ZM6 22L8 23V21H6ZM36 22H37V21H36ZM142 22H143V21H141V25H142ZM151 22H153V21H151ZM166 22H168V20H167ZM179 22H180V21H179ZM205 22H208V20L205 21ZM209 22H210V21H209ZM209 22H208V23H209ZM262 22H263V21H262ZM147 23H148V22H147ZM170 23H171V22H170ZM193 23H194V22H193ZM197 23H198V22H196L195 24H197ZM211 23L213 24V22H211ZM260 23H261V22H260ZM120 24H121V22H120ZM136 24H137V23H136ZM145 24H146V22H145ZM171 24H172V23H171ZM173 24H174V23H173ZM186 24H187V23H186ZM198 24H202V23L200 22V23H198ZM203 24H204V22H203ZM209 24H210V23H209ZM212 24H211V25H212ZM214 24H215V23H214ZM218 24H217V25H218ZM248 24H249V23H248ZM250 24H251V23H250ZM253 24H254V23H253ZM257 24H258V23H257ZM261 24H262V23H261ZM261 24H260V25H261ZM137 25H138V24H137ZM137 25H136V26H137ZM189 25H190V24H189ZM206 25H207V23H206ZM211 25H210V27H211ZM215 25H216V24H215ZM260 25H259V26H260ZM122 26H123V25H122ZM124 26H125V25H124ZM127 26H128V25H127ZM166 26H168V25H166ZM174 26H175V25H173V27H174ZM176 26H177V25H176ZM194 26H195V25H194ZM196 26H197V25H196ZM207 26H209V25H207ZM259 26H258V27H259ZM141 27H142V26H141ZM183 27H184V26H183ZM188 27H189V26H188ZM190 27H191V26H190ZM198 27H199V26H198ZM198 27H197V28H198ZM212 27H213V26H212ZM217 27H218V26H216V28H217ZM246 27H247V26H246ZM260 27H261V26H260ZM262 27H263V26H262ZM262 27H261V28H262ZM132 28H133V27H132ZM135 28H136V27H135ZM139 28H140V26H139ZM169 28H171V27H169ZM177 28H178V27H177ZM184 28H185V27H184ZM203 28H205V25H204ZM206 28H207V27H206ZM206 28H205L204 30H206ZM216 28H215V29H216ZM224 28H223V29H224ZM247 28H248V27H247ZM254 28H255V27H254ZM254 28H253V29H254ZM261 28H260V29H261ZM125 29H126V28H125ZM125 29H124V30H125ZM143 29H145V28H143ZM146 29H147V28H146ZM164 29H165V28H164ZM167 29H168V28H166V31H167ZM174 29H175V27H174ZM178 29H179V28H178ZM180 29H181V28H180ZM191 29H192V27H191ZM194 29H195V28H194ZM201 29H202V28H201ZM209 29H210V28L208 27V30H209ZM212 29H213V28H212ZM251 29H252V28H251ZM251 29H250V30H251ZM253 29H252V30H253ZM255 29H256V28H255ZM260 29H259V30H260ZM263 29H264V28H263ZM23 30H24V29H23ZM85 30H86V29H85ZM128 30H129V29H128ZM140 30H141V29H140ZM158 30H159V29H158ZM168 30H169V29H168ZM171 30H173V29L171 28ZM188 30H190V29H188ZM198 30H200V27L198 28ZM202 30H203V29H202ZM210 30H211V29H210ZM210 30H209V31H210ZM216 30L218 31V29H216ZM219 30H221V29H219ZM229 30H228V31H229ZM235 30H236V31H235ZM252 30H251V32H252ZM129 31H130V30H129ZM169 31H170V30H169ZM174 31H175V30H174ZM177 31H179V30H176V32H177ZM192 31H193V29H192ZM213 31H214V30H213ZM246 31H247V30H246ZM246 31H245L244 33L247 34ZM261 31H262V29H261ZM132 32H133V30H132ZM138 32H139V31H138ZM182 32H183V31H182ZM196 32H197V31H196ZM202 32H203V31H201V33H202ZM211 32H212V30L210 31V33H208V32L206 31V33H208L209 37H210ZM218 32H219V31H218ZM229 32H230V31H229ZM3 33H4V32H3ZM36 33H37V31H36ZM125 33H126V32H125ZM129 33H130V32H129ZM139 33H140V32H139ZM141 33H142V32H141ZM170 33H171V32H170ZM179 33H181V31H180ZM216 33H217V32H216ZM248 33L250 34V32H248ZM252 33H253V32H252ZM24 34H25V33H24ZM33 34H34V33H33ZM131 34H132V33H131ZM137 34H138V33H137ZM142 34H143V33H142ZM176 34H178V33H176ZM188 34H189V32H188ZM204 34H205V33H204ZM212 34H213V32H212ZM223 34H225V33H223ZM257 34H258V33H257ZM260 34H261V32H260ZM162 35H163V34H162ZM166 35H167V34H166ZM169 35L171 36V34H169ZM174 35H175V34H174ZM178 35H179V34H178ZM186 35H187V33H186ZM206 35H207V34H206ZM208 35H207V36H208ZM247 35H248V34H247ZM250 35H251V34H250ZM250 35H248V36H250ZM20 36H21V35H20ZM182 36H183V34L181 35V37H180V35H179L178 37H180V39L182 38V39H181L182 41H185V40L183 39V37H184L185 35H184L183 37H182ZM214 36H215V35H214ZM218 36H219V33H218ZM222 36H223V35H222ZM224 36H225V35H224ZM226 36H227V35H226ZM244 36H245V35H244ZM251 36H254V35H251ZM255 36H256V35H255ZM255 36H254V37H250L249 39H248L247 36H246V39H245V38L241 35V37L244 38L243 40H244V41H247L246 43H249V45H248V44H247V45L250 46V48H246V49H248L249 52H251V51L253 50V49H252V50L250 51V49H251V47H252V45H250V44H251L252 42H253V43L256 42V44H258V43L261 41V42H262V45L264 46V44H263V41H264L263 38H258L259 35H257L256 38H255ZM0 37H1V36H0ZM13 37H16V36H14V34H13ZM129 37H130V36H129ZM132 37H133V36H132ZM151 37H152V36H151ZM156 37H157V36H156ZM156 37H154V38H156ZM167 37H168V36H167ZM175 37L178 38L177 35H176ZM189 37H192V36H188V38H189ZM199 37H200V36H199ZM204 37H205V35H204ZM229 37H230V39H229ZM261 37H262V36H261ZM263 37H264V36H263ZM134 38H135V36H134ZM137 38H138V36H137ZM137 38H136V39H137ZM164 38H165V37H164ZM171 38H172V37H171ZM171 38H170V39H171ZM176 38H175L173 41H175ZM185 38H186V37H185ZM192 38H193V37H192ZM202 38H203V36H202ZM210 38H212V37H210ZM217 38H218V39H219V38L221 39L220 36L217 37ZM222 38H224V37H222ZM239 38H240V37H239ZM32 39H33V38H32ZM36 39H37V38H36ZM38 39H39V38H38ZM139 39H140V38H139ZM143 39H145V38H143ZM150 39H151V38H150ZM152 39H153V38H152ZM168 39H169V37H168ZM180 39H179V41H181ZM207 39H208V38H207ZM227 39H226V40H227ZM0 40H1V39H0ZM34 40H35V39H34ZM129 40H130V39H129ZM171 40H172V39H171ZM171 40H170V41H171ZM192 40H194V38H193ZM212 40H213V39H212ZM216 40H217V39H216ZM222 40H225V39H222ZM222 40H221L220 42H222ZM235 40H237V39H235ZM1 41H2V40H1ZM7 41H8V40H7ZM7 41H6V42H7ZM170 41H169V44H171V47H172V44H174V42H173V43H172V42L170 43ZM179 41H178V42H179ZM182 41H181V42H182ZM190 41H191V40H190ZM202 41H203V40H202ZM244 41H243V42H244ZM21 42H22V41H21ZM130 42H132V41H130ZM166 42H167V41H166ZM206 42H207V41H206ZM215 42H216V41H215ZM225 42H226V41H225ZM237 42H239V41H236V42H233V43L239 44V43L242 42V40H241V42H239V43H237ZM243 42H242V43H243ZM121 43H122V42H121ZM163 43H164V42H163ZM190 43H191V42H190ZM190 43H189V44H190ZM192 43L195 44V42H192ZM216 43H217V42H216ZM222 43H223V42H222ZM227 43H228V42H227ZM231 43H232V42H231ZM8 44H9V43H8ZM109 44H110V43H109ZM133 44H134V43H133ZM169 44H168V45H169ZM183 44H185V43H183ZM189 44H188V45H189ZM193 44H192V45H193ZM204 44H205V43H204ZM204 44H203V43H200V45L202 46V48L205 49V51H206L207 48H204V46H203ZM213 44H214V42H213ZM217 44H218V43H217ZM229 44H230V43H229ZM229 44H228V45H229ZM243 44H244V43H243ZM9 45H10V44H9ZM9 45H8V46H9ZM111 45H112V44H111ZM117 45H118V43H117ZM179 45H181V44H179ZM186 45H187V44H185V46H186ZM200 45H199V46H200ZM221 45H222V44H221ZM225 45H227V44H225ZM240 45H242V44H240ZM0 46H3V45L0 44ZM107 46H108V45H107ZM174 46H175V45H174ZM193 46H194V45H193ZM195 46H196V44H195ZM199 46H198V47H199ZM207 46L211 47L210 44H207ZM212 46H216V44H215V45H212ZM217 46L219 47V45H217ZM217 46H216V47H217ZM231 46H232V45H231ZM235 46H237V45H235ZM242 46H243V45H242ZM248 46H247V47H248ZM259 46H260V45H259ZM118 47H119V46H118ZM125 47H127V46H125ZM129 47H130V46H129ZM171 47H170V48H171ZM183 47H184V46H183ZM186 47H187V46H186ZM189 47H191V46H189ZM221 47H224V46L222 45ZM221 47H220V48H221ZM229 47H230V46L227 47V50H229V49H228ZM232 47H233V46H232ZM238 47H239V46H238ZM253 47H254V46H253ZM7 48H8V47H7ZM11 48H12V47H11ZM11 48H9V49H5V47H4V49L2 48L3 50H1V51H2L3 54H5V53H9V52L12 51ZM127 48H128V47H127ZM177 48H178V46H177ZM177 48L174 49V50H177ZM179 48H180V47H179ZM179 48H178V51H179ZM181 48H182V47H181ZM200 48H201V47H200ZM200 48H199V49H200ZM213 48H214V47H213ZM244 48H245V47H244ZM256 48H258V47H256ZM261 48H262V47H261ZM10 49H11V50H10ZM101 49H102V48H101ZM123 49H124V47H123ZM168 49H169V48H168ZM168 49H167V52H168ZM182 49H183V48H182ZM182 49H181L180 51H182ZM185 49H187V51H188V48H185ZM191 49H192V48H191ZM195 49H196V48H195ZM208 49H209V48H208ZM231 49H232V48H231ZM231 49H230V50H231ZM233 49H234V48H233ZM235 49H238V48H235ZM242 49H243V48H242ZM246 49H244V50H246ZM258 49H259V48H258ZM105 50H106V49H105ZM126 50H128V49H126ZM183 50H184V49H183ZM222 50H223V49H222ZM230 50H229V51H230ZM239 50H240V49H239ZM254 50H255V48H254ZM263 50H264V49H263ZM14 51H15V50H14ZM102 51H103V50H102ZM134 51H135V50H134ZM210 51H211V50H209V52H210ZM220 51H221V49H220ZM220 51H219V49L217 50V52H220ZM224 51H226V50L224 49ZM233 51H234V50H233ZM248 51H247V52H248ZM255 51H256V50H255ZM259 51H260V49H259ZM261 51H262V50H261ZM106 52H107V51H106ZM170 52H172V51H170ZM188 52H189V51H188ZM191 52H192V51H191ZM199 52H200V50H199ZM199 52H197V53L199 54ZM201 52H203V51H201ZM241 52H243V51H241ZM244 52H245V51H244ZM249 52H248V53H249ZM256 52H257V51H256ZM262 52H264V51H262ZM0 53H1V52H0ZM11 53H12V52H11ZM104 53H105V52H104ZM116 53H117V52H116ZM119 53H120V52H119ZM125 53H126V52H125ZM129 53H130V52H129ZM145 53H148V50H147V52H145ZM150 53H151V52H150ZM165 53H166V52H165ZM165 53H163V54H165ZM172 53H173V52H172ZM174 53H176V52H174ZM184 53H185V52H184ZM186 53H187V52H186ZM193 53H194V52H193ZM229 53H230V52H229ZM229 53H227V55H229V57H230V54H231V53H230V54H229ZM258 53H259V52H258ZM258 53H257V54H254V55H257L256 57L260 56V54L258 55ZM260 53H261V52H260ZM3 54H0V56H1V55L3 56ZM9 54H10V53H9ZM127 54H128V53H127ZM127 54H126V55H127ZM152 54H153V53H152ZM168 54H169V53H168ZM170 54H171V53H170ZM179 54H180V53H178V52L176 53V55H179ZM182 54H183V53H182ZM194 54H196V53H194ZM194 54H193V55H194ZM202 54H203V53H202ZM202 54H201V55H202ZM204 54H205V53H204ZM208 54H209V56H210V53H208ZM214 54H215V53H214ZM214 54H213V55H214ZM221 54H222V53H221ZM223 54H224V52H223ZM232 54H233V56H232V58H233L235 53H232ZM232 54H231V55H232ZM238 54H240V53H237V55H238ZM11 55H12V54H11ZM14 55H15V54H14ZM14 55H13V56H14ZM17 55H18V54H17ZM145 55H146V54H145ZM153 55H155V54H153ZM156 55H157V54H156ZM160 55H162V54H160ZM165 55H166V54H165ZM180 55H181V54H180ZM193 55H191V56H193ZM211 55H212V54H211ZM248 55H249V54H248ZM250 55H253V52H252V54L250 53ZM250 55H249V56H250ZM261 55H262V53H261ZM172 56H173V55H172ZM191 56H190V57H191ZM199 56H200V55H199ZM203 56H204V55H202V57H203ZM217 56H218V55H217ZM224 56H225V55H224ZM241 56H242V54H241ZM244 56H245V54H244ZM244 56H242V57H244ZM15 57H16V56H15ZM123 57H124V56H123ZM131 57H132V56H131ZM140 57H141V56H140ZM148 57H153V56L151 55V56H148ZM157 57H159L158 59L161 60V59H160V56H157ZM165 57H166V56H165ZM174 57H175V56H174ZM174 57H173V58H174ZM194 57H196V56L194 55ZM200 57H201V56H200ZM242 57H241V58H242ZM246 57H247V55H246ZM262 57H263V55L261 56V58H262ZM97 58H98V57H97ZM106 58H107V56H106ZM143 58H144V56H142V59H143ZM155 58H156V57H154L153 59L155 60ZM166 58H167V57H166ZM171 58H172V57H171ZM173 58L170 59V60L173 61ZM178 58H180V57H178ZM182 58H184V56H182ZM185 58L187 59V57H185ZM203 58H204V57H203ZM203 58H202L201 62L205 60V59L203 60ZM217 58H219V57H217ZM230 58H231V57H230ZM238 58H239V57H238ZM241 58H240V59H241ZM251 58H252V57H251ZM251 58H250V59H251ZM254 58H255V57H254ZM261 58H259V59H261ZM9 59H10V58H9ZM117 59H118V58H117ZM126 59H127V58H126ZM146 59H147V58H146ZM162 59H163V57H162ZM176 59H177V58H176ZM191 59H192V58H191ZM196 59H197V58H195L194 60H196ZM198 59H199V58H198ZM212 59H215V58L213 57ZM219 59H220V58H219ZM225 59H227V58L225 57ZM235 59L237 60V58H235ZM245 59H246V58H245ZM257 59H258V58H257ZM143 60H144V59H143ZM165 60H167V59H165ZM177 60H178V59H177ZM187 60H188V59H187ZM209 60H210V59H209ZM222 60H223V59H222ZM238 60H239V59H238ZM246 60H247V59H246ZM252 60H253V59H252ZM255 60H256V59H255ZM255 60H254V61H255ZM262 60H264V59H262ZM94 61H95V60H94ZM104 61H105V60H104ZM147 61H148V60H147ZM147 61H146V62H147ZM151 61H153L152 58H151ZM151 61H149V62H151ZM156 61H158V60H156ZM161 61H162V60H161ZM161 61H160V62H161ZM167 61H168V60H167ZM178 61L181 62L182 60H178ZM189 61H190V59H189ZM189 61H187V62H189ZM214 61H215V60H214ZM218 61H219V60H218ZM223 61H224V60H223ZM226 61H227V60H226ZM254 61H253V63H254ZM257 61H258V60H257ZM1 62H2V61H1ZM1 62H0V63H1ZM86 62H87V61H86ZM100 62H101V60H100ZM146 62H145L144 65H146ZM149 62H148V63H149ZM170 62H171V61H170ZM182 62H183V61H182ZM185 62H186V61H185ZM185 62H184V64H185ZM198 62H199V61H198ZM201 62H199L198 65L202 64ZM216 62H217V61H216ZM231 62H232V61H231ZM234 62H235V61H234ZM238 62L240 63V60H239ZM238 62H237V63H238ZM245 62H246V61H245ZM255 62H256V61H255ZM94 63H97V62H94ZM153 63H154V62H153ZM153 63H152V64H153ZM161 63H162V62H161ZM165 63H166V62H165ZM165 63H164V66H168L167 63H166V65H165ZM175 63H177V62H175ZM175 63H173V64H175ZM178 63H179V62H178ZM190 63H193V61H192V62L190 61ZM206 63H207V62H206ZM206 63H205V64H206ZM208 63H209V62H208ZM217 63H218V62H217ZM227 63H228V62H227ZM235 63H236V62H235ZM237 63H236V64H237ZM247 63H248V62H247ZM247 63H245V64H247ZM250 63H251V62H250ZM258 63H260V62H258ZM258 63H257V64H258ZM90 64H91V63H90ZM150 64H151V63H150ZM152 64H151V66H152ZM158 64H159V63H158ZM179 64H181V63H179ZM184 64L182 63V65H184ZM186 64H187V63H186ZM212 64H213V62H212ZM214 64H215V63H214ZM220 64H221V63H220ZM248 64H249V63H248ZM254 64H255V63H254ZM91 65H92V64H91ZM91 65H90V66H91ZM99 65H100V63H99ZM114 65H115V64H114ZM135 65H136V63H135ZM139 65H140V64H139ZM161 65H162V64H161ZM188 65H189V63H188ZM191 65H192V64H191ZM208 65H209V64H208ZM250 65H251V64H250ZM255 65H256V64H255ZM255 65H254V66H255ZM93 66H95V65H93ZM116 66H117V65H116ZM146 66H147V65H146ZM151 66H150V67H151ZM155 66H157V65H155ZM158 66L160 67V65H158ZM162 66H163V65H162ZM174 66H175V65H174ZM186 66H187V65H186ZM186 66H185V67H186ZM195 66H196V64H195ZM210 66H211V65H210ZM212 66H214V65H212ZM212 66H211V67H212ZM216 66H217V64H216ZM233 66H234V64H233V65L229 64V66H227V64L225 63L224 65L217 66V69L214 70L215 72H214V73L211 72L212 74H211V73H210V74H211L212 76L210 75L208 78H207V77L204 78L203 76H202L203 78L201 77L202 79H196V80H194V79L192 78V80L194 81V83H193L192 81L189 80L190 82L193 83V85H192L191 83H189V84L192 85V87H191L190 85H188V83L185 84V86L188 85L187 87L190 86V88H191V89H188V88H187L188 90L186 89L188 92L191 91V90H192L193 92H195V93H196V92H200L201 95H203V96L205 97V99H206V97H208V100H209V98H210L214 93H216L215 96L213 95V96H214V100H219V102H220V100H223V101L221 102V106H222V107H221V109L219 110L218 114H219V116L221 117V119L223 120L222 123H225V130L228 128V125H227L226 123H227V118H228L229 116H230V117H229V121H230V120H235V123L238 122L239 120H241L242 123H244V122H243L244 119H247L248 122H249V124H248V123H245V124H248V125H247L248 127H247L246 125H245V126L248 128V130H250V131H248V135H247L248 138H246L247 140L245 139L247 143H246V145L244 144L245 146L242 147L241 150H240L241 141L243 140L242 138H245V137L243 136L242 133L238 132L237 129H235V126L233 127V125H234L233 122H234V121H231V122L233 123V124H232V127L235 129L236 132L233 131V130H232V131H233L234 133H236L237 135L240 134V136L238 135V137L236 138V140H234V139L232 138V136H231V135H232V134H231L232 132L230 133L231 135H228L227 132H224L225 130H224L223 132L220 131V133L222 132L223 137H225V138H222L223 140H222V139H221V140H222V141H225V140H226L228 144H223V142L221 141L222 144L219 145L218 148L216 147V148H213L212 150H210L211 153L208 154L209 156L207 155V156H208V157L206 158L207 160H205L204 158L202 159V162H203V160H205V161H204L205 163H204V164L201 163V164H203V165H208V166L210 167V168L208 167L209 170H208L207 172H206L207 169L205 170V169L203 168V169L205 170V171L203 170V173H204V172L207 173V174H206V173H204V174L206 175V177L208 178V180L211 179V177H209V176H210V175H211V176L213 175V174H211V172H212L213 170L215 171L214 176H215L216 173H217L216 175H218V173H219V172H218L219 167L223 168L225 165H227V166H228V165H231L232 167H238V168L240 167L241 169L245 166V169H242L243 171H245V170L247 169L246 166H249V168H251L250 165L253 164V162H256V163H257V161L259 160V158H260L261 155H263V156L260 158L259 163H258V164L261 166V167H259V170H261V169L264 167V113H262V114H263V115H262V118H261V116L258 117L259 115L256 116L255 113H254V114L252 113V111H255L254 109H256V107H255V108L253 107L254 109L250 110L249 112H247V113H245V114L243 113L242 115L239 114L240 111H239L238 113L235 112V115H234L235 117L233 118V115H231L232 112L230 111L231 109L233 110V108L229 107V106H230V103L227 102V101H229V99L227 100V97L230 96V94H232V93L230 92V91H232V90L229 91V90H227V89L225 88V89L227 90V92L229 91L228 93H230V94H227L226 91H225L226 93H224V90H225L224 87H229L230 83L233 84L232 82H233L235 79H238V78H242V79H244V83H245V84L248 83V85H247L246 87H245V85L243 84V85H244V89H245V93H244L243 97H242L241 95H239V96L241 97V98H240L239 96H237V95H238L237 93H239V92H237V91H238V87L236 88L237 91H235V89H233L234 92H237V93H236V95H233V96H236V97L234 98V100L232 101V103H235V104L238 103V104H236V105H238V106L241 105V104H244V105H245V103H243L242 101H248V102H249V96H248V95H249V92H251V93L253 94V92L256 93V92L258 91V90H256V92H255V90L253 91V88L256 87V86L253 87L252 84L255 83L256 81H255L254 78H252L253 76L250 77L252 73H250L249 70H248L249 73H248L247 71H246V73H245V70H244L242 67L237 66V68L240 67V68H238L237 70H239V71H240V70L242 71V69L244 70L242 74L245 75V76L243 77V76L241 75V73L239 74L238 71H236V72L234 71L235 68H234ZM244 66H245V65H244ZM259 66H260V65H259ZM261 66H262V65H261ZM2 67H3V66H2ZM136 67H138V66H136ZM147 67H148V66H147ZM159 67H158V68H155V69H159ZM176 67H178V68H176ZM176 67H173V66H172V68H175V69H177V70H178L180 67H182V66L179 67L178 65H176ZM188 67H189V66H188ZM197 67H198V66H197ZM251 67H252V66H251ZM255 67H256V66H255ZM257 67H258V66H257ZM131 68H132V67H131ZM134 68H135V67H134ZM138 68H139V67H138ZM138 68H137V70H136V69H135V70L138 71V70H139ZM143 68H144V67H143ZM153 68H154V66H153ZM168 68H169V67H168ZM191 68H192V67H191ZM194 68H195V67H194ZM203 68H204V67H203ZM214 68H215V67H214ZM245 68H246V66H245ZM247 68H248V67H247ZM252 68H253V67H252ZM261 68H263V67H261ZM8 69H9V68H8ZM10 69H11V68H10ZM88 69H89V68H88ZM90 69H91V68H90ZM92 69H93V68H92ZM94 69H96V68L94 67ZM97 69H98V68H97ZM162 69H164V67H163ZM169 69H170V68H169ZM175 69H173V70H175ZM185 69H187V68H185ZM207 69H209V68L207 67ZM212 69H213V68H212ZM212 69H211V70H212ZM258 69H259V68H258ZM129 70H130V69H129ZM151 70H152V69H151ZM153 70H154V69H153ZM153 70H152V71H153ZM170 70H171V69H170ZM173 70H172V71H173ZM177 70H176V71H177ZM180 70H182L183 72H185V71H184L183 69H181V68H180ZM188 70H190V69H188ZM193 70H194V69H193ZM197 70H198V69H197ZM197 70H196V71H197ZM200 70H201V69H200ZM202 70H203V69H202ZM204 70H205V69H204ZM246 70H247V69H246ZM260 70L262 71L263 69H260ZM260 70H259V71H260ZM8 71H9V70H8ZM112 71H113V70H112ZM143 71L145 72L146 70H142L141 73H144ZM158 71H159V70H158ZM167 71H168V70H167ZM172 71H171V72H172ZM178 71H179V70H178ZM178 71H177V74H178ZM209 71H210V69H209ZM254 71H255V70H254ZM91 72H93V71L91 70ZM109 72H110V71H109ZM133 72H134V71H133ZM155 72H156V70H155ZM159 72H160V71H159ZM174 72H175V71H173V74H174ZM180 72H181V71H180ZM186 72H187V70H186ZM186 72H185V73H186ZM199 72H201V71H199ZM203 72H204V71H203ZM207 72H208V71L206 70V73H207ZM9 73H10V72H9ZM94 73H95V72H94ZM110 73H111V72H110ZM134 73H135V72H134ZM141 73H139V74H141ZM153 73H154V72H153ZM153 73H152V74H153ZM161 73H162V72H161ZM161 73H160V74H161ZM168 73H169V71H168ZM187 73H188V72H187ZM190 73H191V72H189V74H190ZM206 73H205V74H206ZM247 73H248V74H247ZM88 74H89V71H88ZM117 74H118V73H117ZM136 74H138V73H136ZM144 74H145V73H144ZM155 74H156V73H155ZM158 74H159V73H158ZM163 74H164V73H163ZM165 74H166V73H165ZM180 74H181V73H180ZM189 74H188V75H189ZM194 74H195V73H194ZM203 74H204V73H203ZM246 74H247V76H246ZM256 74H257V73H256ZM16 75L19 76L18 74H10V75H8V76H12V77H14V76H16ZM83 75H84V74H83ZM90 75H93V74H90ZM111 75H112V74H111ZM114 75H115V74H114ZM145 75H146V74H145ZM153 75H154V74H153ZM166 75H167V74H166ZM185 75H186V74H185ZM185 75L181 74V78H182V76H185ZM188 75H186V76H188ZM195 75H196V74H195ZM197 75H198V72H197ZM197 75L195 76L196 78H197ZM200 75H201V74H200ZM206 75L208 76V74H206ZM252 75H253V74H252ZM259 75H260V76H263L262 74H259ZM2 76H3V75H2ZM86 76H87V75H86ZM88 76H89V75H88ZM96 76H97V75H96ZM98 76H99V75H98ZM130 76H133V77H131V80L134 79V77H136V75L134 76V75H132V74H131ZM130 76H129V77H130ZM155 76H156V75H155ZM159 76H160V75H159ZM159 76H158V78H159ZM161 76H162V74H161ZM168 76H169V75H168ZM172 76H174V75H172ZM176 76H177V75H176ZM176 76H175V77H176ZM178 76H179V75H178ZM204 76H205V75H204ZM3 77H4V76H3ZM12 77H11V78H12ZM78 77H79V76H78ZM105 77H106V76H105ZM126 77H128V75H127ZM156 77H157V76H156ZM175 77H173V78H175ZM189 77H190V76H189ZM189 77H188V78H189ZM9 78H10V77H9ZM80 78H81V77H80ZM110 78H112V77H110ZM149 78H150V77H149ZM168 78H169V77H168ZM168 78H167V79H168ZM184 78H185V77H183V79H184ZM199 78H200V77H199ZM255 78H256V76H255ZM259 78H260V77H259ZM259 78H258V79H259ZM93 79H94V78H93ZM99 79H100V78H99ZM107 79H108V78H107ZM114 79H115V78H114ZM116 79H117V78H116ZM138 79H140V78H138ZM142 79H143V77H142ZM161 79H162V78H161ZM163 79H164V77H163ZM163 79H162V80H163ZM171 79H172V77H171ZM177 79H178V78H177ZM177 79H175V80H177ZM186 79H187V78H186ZM262 79H263V78H262ZM77 80H78V79H77ZM145 80H147V79L145 78ZM164 80H165V79H164ZM164 80H163V81H164ZM172 80H173V79H172ZM181 80H182V79H181ZM184 80H185V79H184ZM184 80H182V81H184ZM187 80H188V79H187ZM89 81H90V80H89ZM96 81H97V80H96ZM109 81H111V80H109ZM109 81H108V82H109ZM134 81L136 82L135 79H134ZM141 81H142V80H141ZM143 81H144V80H143ZM147 81H148V80H147ZM179 81H180V80H178L177 82H179ZM185 81H186V80H185ZM257 81H258V80H257ZM260 81H262V80H260ZM85 82H86V81H85ZM103 82H104V81H103ZM118 82H120V81H118ZM137 82H139V81L137 80ZM137 82H136V83H137ZM157 82H158V81H157ZM161 82H162V81H161ZM186 82H187V81H186ZM186 82H185V83H186ZM235 82H236V81H235ZM241 82H242V81H241ZM136 83H135V84H136ZM144 83H145V82H144ZM155 83H156V82H155ZM167 83H168V82H167ZM179 83H180V82H179ZM181 83H182V82H181ZM236 83H238V82H236ZM257 83H258V82H257ZM96 84H97V83H96ZM109 84H110V83H109ZM114 84H115V82H114ZM117 84H118V83H117ZM120 84H121V83H120ZM131 84H132V83H131ZM137 84H140V82L137 83ZM141 84H142V83H141ZM145 84H146V83H145ZM145 84L142 86V89H139V90H140L139 92H142V90H144V88H145ZM150 84H151V83H150ZM162 84H163V83H162ZM238 84H239V83H238ZM255 84H256V83H255ZM255 84H254V85H255ZM258 84H259V83H258ZM89 85H91V84H89ZM89 85H88V86H89ZM121 85H122V84H121ZM127 85H128V84H127ZM151 85H152V84H151ZM153 85H154V84H153ZM158 85H159V84H158ZM174 85H178V84H174ZM180 85H181V84H180ZM180 85H179V86H180ZM259 85H260V84H259ZM263 85H264V84H263ZM102 86H103V85H102ZM105 86H106V85H105ZM124 86H126V85H124ZM131 86H132V85H131ZM131 86H129V87H131ZM135 86H136V85H135ZM135 86H134V87H135ZM147 86H148V85H146V88H147ZM162 86H163V85H162ZM172 86H173V85H172ZM183 86H184V85H183ZM114 87H116V86H114ZM119 87H120V86H119ZM138 87H139V86H137V88H138ZM168 87H169V86H168ZM180 87H181V86H180ZM231 87H232V86H231ZM104 88H105V87H103V89H104ZM112 88H113V87H112ZM117 88H118V87H117ZM117 88H115V89H117ZM132 88H133V87H132ZM137 88H136V89H137ZM158 88H160V86H158ZM166 88H167V87H166ZM171 88H172V87H171ZM258 88H259V87L257 86V89H258ZM261 88H262V87H261ZM261 88H260V89H261ZM82 89H83V88H82ZM86 89H88L87 86H86ZM86 89H85V90H86ZM91 89H92V88H91ZM123 89H124V88H123ZM129 89H130V88H129ZM129 89H128V90H129ZM160 89H162V88H160ZM160 89H159L158 91H160ZM167 89H168V88H167ZM176 89H177V88H176ZM106 90H107V89H106ZM111 90H112V89H111ZM120 90L122 91V89H120ZM125 90H126L125 93H126V95H127V94H128V93H127V91H128L127 88H125ZM130 90H131V89H130ZM137 90H138V89H137ZM153 90H154V89H153ZM240 90L242 91V87H241ZM261 90L264 92V87H263ZM93 91H94V90H93ZM161 91H162V90H161ZM165 91H166V90H165ZM167 91H168V90H167ZM174 91H175V89H174V87H173V91H172L173 94H174ZM182 91H183V90H182ZM219 91H220V92L222 91V92H221V94H220L219 97H218L217 92H219ZM78 92H79V91H78ZM78 92H77V93H78ZM81 92H83V91H81ZM96 92H97V91H96ZM109 92H110V91H109ZM133 92H134V91H133ZM133 92H132V94H133V96H135V95H134L135 92H134V93H133ZM143 92H144V91H143ZM150 92H151V94H152V91H150ZM156 92H157V91H156ZM163 92H164V90H163ZM170 92H171V91H170ZM177 92H178V91H177ZM179 92H180V91H179ZM209 92H210L211 94H209ZM243 92H244V91H243ZM259 92H260V91H258V93H256V94H257L256 96L259 95ZM100 93H101V92H100ZM104 93H105V92H104ZM110 93H111V92H110ZM112 93H113V92H112ZM112 93H111V94H112ZM136 93H137V91H136ZM147 93H149V91H148ZM147 93L145 92V95H146ZM183 93L186 94L185 91H184ZM189 93H190V92H189ZM200 93H199V94H200ZM251 93H250V94H251ZM88 94H92V93L89 92ZM106 94H107V93H106ZM117 94H119V93H117ZM142 94H143V93H142ZM156 94H158V92H157ZM177 94H178V93H177ZM180 94H182V92H181ZM180 94H178V95L180 96ZM187 94H188V93H187ZM187 94H186V95H187ZM190 94H191V93H190ZM190 94H188V95L190 96ZM233 94H234V93H233ZM81 95H82V94H81ZM115 95H116V94H115ZM124 95H125V94H124ZM128 95H129V94H128ZM128 95H127V96H128ZM130 95H131V94H130ZM149 95H150V94H149ZM149 95H148V96H149ZM193 95H195V94L193 93ZM209 95H210V96H209ZM87 96H90V95H87ZM100 96H101V95H99V97H100ZM106 96H108V94H107ZM106 96H105V97H106ZM109 96H111V95H109ZM121 96H122V94H121ZM152 96H154V95H152ZM179 96H177V97H179ZM195 96H196V95H195ZM199 96H200V95H199ZM246 96H248V97H246ZM253 96H254V94H253ZM260 96H262V95H259V97H260ZM92 97H93V96H92ZM92 97H90V98H92ZM114 97H115V96H114ZM122 97H123V96H122ZM122 97H121V98H122ZM125 97H126V96H125ZM138 97H140V95H139ZM138 97H137V95H136L134 98L137 99ZM141 97H142V96H141ZM141 97H140V98H141ZM155 97H157V98H156L157 100H160V102H161V103L159 102V103H160V107L162 106V109H163V108H165L164 105L166 104V102H168V100H170L169 98H171V97L174 98L175 96H172V93H171V94H167V95H164V93H163V96L160 94V96H159V95H155ZM183 97H184V96H182V98H183ZM263 97H264V94H263L262 98H263ZM90 98H89V99H90ZM95 98H97V96H96ZM129 98H130V97H129ZM143 98H145V97H143ZM173 98H172V99H173ZM197 98H198V97H197ZM200 98H201V97H200ZM262 98H261V99H262ZM75 99H76V98H75ZM89 99H88V100H89ZM114 99H115V98H114ZM123 99H125V98L123 97ZM130 99H131V101L129 100V102H128L127 105H130L131 103H134V101L132 100L133 97L130 98ZM136 99H135V100H136ZM172 99H171V101H172ZM190 99H191V98H190ZM190 99H189V100H190ZM193 99H195V97H194ZM193 99H192V100H193ZM255 99H256V98H255ZM263 99H264V98H263ZM263 99H262V100H263ZM105 100H106V99H105ZM146 100H147V99H146ZM174 100H175V99H174ZM189 100H187L188 103H189ZM196 100H197V99H196ZM196 100H195V101H196ZM198 100L201 102V100H200L199 98H198ZM198 100H197V101H198ZM211 100H212V99H211ZM211 100H210V101H211ZM252 100H254L253 97H252ZM20 101H21V100H20ZM90 101H91V100H89V103H90ZM111 101H112V99H111ZM120 101H121V100H120ZM140 101H141V100H140ZM149 101H150V100H149ZM149 101H148V102H149ZM175 101H176V100H175ZM175 101H174V102H175ZM193 101H194V100H193ZM193 101H192V103H193ZM205 101H206V100H205ZM205 101H204V102H205ZM210 101H209V103H210ZM258 101H259V100H258ZM72 102H73V100H72ZM72 102H71V103H72ZM121 102H122V101H121ZM146 102H147V101H146ZM169 102H170V101H169ZM172 102H173V101H172ZM174 102H173V103H174ZM202 102H203V101H202ZM207 102H208V101H207ZM207 102H206V103H207ZM240 102H241V103H240ZM16 103H17V102H16ZM71 103H70V104H71ZM159 103H158V104H159ZM176 103H177V102H176ZM176 103H175V104H176ZM257 103H258V102H257ZM257 103H256V104H257ZM5 104H6V103H5ZM13 104H14V103H13ZM90 104H91V103H90ZM90 104H89V105H90ZM112 104H113V103H112ZM120 104H121V103H120ZM141 104H142V103H141ZM143 104H144V102H143ZM155 104H156V103H155ZM163 104H164V105H163ZM171 104H172V103H171ZM189 104H190V103H189ZM210 104H212V103H210ZM210 104H209V105H210ZM213 104H214V103H213ZM213 104H212V105H213ZM252 104H253V103H252ZM252 104H251V106H253ZM258 104H259V103H258ZM262 104H263V102H262ZM8 105H10V101H8L7 106H8ZM89 105H88V107H89ZM92 105H94V103H93ZM92 105H91V106H92ZM96 105H97V104H96ZM103 105H104V104H103ZM103 105H102V106H103ZM147 105H149V103H148ZM151 105H152V104H151ZM151 105H150V106H151ZM168 105H169V107L171 106L170 104H168ZM168 105H166L167 108H168ZM173 105H174V104H173ZM190 105H191V104H190ZM195 105H197V103H196ZM198 105H199V104H198ZM200 105H202V104L200 103ZM209 105H208V106H209ZM236 105H235V106H236ZM246 105H247L246 108L248 109V104H246ZM16 106H17V105H16ZM29 106H30V105H29ZM31 106H32V105H31ZM82 106H83V105H82ZM82 106H81V107H82ZM86 106H87V105H86ZM91 106H90V107H91ZM140 106H141V105H140ZM153 106H155V105H153ZM163 106H164V107H163ZM174 106H175V105H174ZM178 106L180 107V105H178ZM191 106H192V105H191ZM233 106H234V105H233ZM251 106H249V107H251ZM254 106H255V105H254ZM256 106H257V105H256ZM259 106H260V104H259ZM262 106L264 107V105H262ZM17 107H19V106H17ZM17 107H15V109L18 110ZM112 107H113V106H112ZM144 107H145V106H144ZM148 107H149V106H147V108H148ZM184 107H185V106H184ZM187 107L190 108V106H187ZM193 107H194V106H193ZM244 107H245V106H244ZM260 107H261V106H260ZM9 108H10V107H9ZM127 108H128V107H127ZM133 108L135 109V107H133ZM139 108H140V107H139ZM153 108L155 109V107H153ZM158 108H159V107H158ZM201 108H202V107H201ZM208 108H209V107H208ZM208 108H206L208 114H211V113L214 114V113H215V112H213V111H215V110H214L215 108L213 109L212 112H211L210 109L208 110ZM222 108H223V109H222ZM238 108H239V107H238ZM238 108H237V109H238ZM246 108H244V109H246ZM19 109H20V108H19ZM28 109H29V108H28ZM84 109H85V108H84ZM91 109H92V108H91ZM105 109H107V108H105ZM105 109H104V110H105ZM123 109H125V107H124ZM137 109H138V108H137ZM148 109L151 110V108H148ZM156 109H157V108H156ZM165 109H166V108H165ZM176 109H177V108H176ZM179 109H180V108H179ZM179 109H178V110H179ZM181 109H182V108H181ZM181 109H180V110H181ZM198 109H199V108H198ZM204 109H205V108H204ZM235 109H236V108H235ZM237 109H236V111H238ZM260 109H261V108H260ZM11 110H13V109H11ZM80 110H81V109H80ZM82 110H83V109H82ZM96 110H97V109H96ZM108 110H109V108H108ZM108 110H107V111H108ZM110 110H111V109H110ZM126 110H127V109H126ZM139 110H140V109H139ZM141 110H142V108H141ZM143 110H144V109H143ZM150 110H149V112H150ZM159 110H161V108H159ZM172 110H173V109H172ZM182 110H183V109H182ZM189 110H190V109H189ZM239 110H240V109H239ZM20 111H21V110H20ZM87 111H88V110H87ZM121 111H122V109H121ZM121 111H120V112H121ZM124 111H125V110H124ZM156 111H157V110H156ZM164 111H165V110H164ZM164 111H160V112H164ZM183 111H184V110H183ZM183 111H181V112H183ZM187 111H188V110H187ZM191 111H192V110H191ZM191 111H190V112H191ZM198 111H199V110H198ZM198 111H196L197 114H198ZM234 111H235V110H234ZM234 111H233V112H234ZM242 111H243V110H242ZM242 111H241V112H242ZM260 111H263V112H264V108H263V110H260ZM22 112H24V111L22 110ZM84 112H85V111H84ZM93 112H94V111H93ZM103 112H104V111H103ZM120 112H119V113H120ZM139 112H140V111H139ZM149 112H148V113L145 112L146 115H147V114L149 115ZM152 112H153V111H152ZM154 112H155V111H154ZM175 112H176V110H175ZM175 112H174V113H175ZM190 112H187V114L190 113ZM200 112H201V110H200ZM200 112H199V113H200ZM203 112H205V111L203 110ZM203 112H202V113H203ZM250 112H251V113H250ZM2 113H4V112H2ZM76 113H77V111H76ZM115 113H116V112H115ZM157 113H159V112H157ZM165 113H166V112H165ZM165 113H164V114H165ZM185 113H186V110H185ZM256 113H260V112H257V111H256ZM91 114H92V113H91ZM105 114H106V113H105ZM107 114H110V113H107ZM137 114H139V113H137ZM142 114H143V112H142ZM151 114H152V113H151ZM162 114H163V113H162ZM171 114H172V113H171ZM190 114H191V113H190ZM193 114H194V113H193ZM204 114H205V113H204ZM213 114H212V115H213ZM233 114H234V113H233ZM17 115H19V114H17ZM98 115H99V114H98ZM102 115H103V114H102ZM113 115H114V114H113ZM126 115H127V114H126ZM128 115H129V114H128ZM131 115H132V114H131ZM134 115H135V114H134ZM140 115H141V113H140ZM153 115L156 117L155 114H153ZM167 115H168L167 117H169L170 114L167 113ZM172 115H173V114H172ZM172 115H171V117H172ZM179 115H180V117H181L182 114L179 113ZM179 115H177V116H179ZM205 115H206V114H205ZM205 115H204V117H205ZM212 115H210V116H212ZM216 115H217V114H215V116H216ZM0 116H1V115H0ZM20 116H21V115H20ZM80 116H81V115H80ZM91 116H92V115H91ZM106 116H108V115H105V117H106ZM111 116H112V115H111ZM135 116H136V115H135ZM141 116H143V115H141ZM174 116H175V115H174ZM177 116H175V117H177ZM186 116H189V115H186ZM186 116H184V117H186ZM197 116H198V115H197ZM199 116H200V115H199ZM202 116H203V115H202ZM210 116H209V117H210ZM92 117H93V116H92ZM103 117H104V116H103ZM103 117H102V118H103ZM105 117H104V121H105ZM108 117H109V116H108ZM114 117H115V115H114ZM125 117H126V116H125ZM127 117H128V116H127ZM204 117H203V118H204ZM231 117H232V119H231ZM1 118H2V117H1ZM4 118H5V117H4ZM85 118H86V117H85ZM110 118H111V117H110ZM112 118H113V117H112ZM112 118H111V119H112ZM116 118H118V117H116ZM119 118H120V116H119ZM137 118H139V116H138ZM141 118H142V117H141ZM145 118H147V117H145ZM149 118H150V116H149ZM164 118H166V117H164ZM177 118H178V117H177ZM194 118H195V117H194ZM197 118H198V117H197ZM205 118H208V117H205ZM89 119H90V118H89ZM89 119H88V120H89ZM114 119H115V118H114ZM121 119H122V118H121ZM121 119H120V120H121ZM128 119H129V118H128ZM132 119H133V118H132ZM143 119H144V118H143ZM157 119H158V118H157ZM170 119H171V118H170ZM183 119H184V118H183ZM183 119H182V120H183ZM186 119H187V118H186ZM186 119H184V120H186ZM192 119H193V118H192ZM195 119H196V118H195ZM209 119H210V118H208V120H209ZM97 120H98V119H96V121H97ZM106 120H107V119H106ZM138 120H139V119H138ZM151 120H152V119H151ZM158 120H159V119H158ZM160 120H163L162 117H161ZM160 120H159V121H160ZM172 120H173V118H172ZM176 120H177V119H176ZM178 120H179V119H178ZM201 120H202V119H201ZM206 120H207V119H206ZM208 120L206 121V123L208 122ZM214 120H215V119H214ZM4 121H5V120H4ZM90 121H91V120H90ZM92 121H93V119H92ZM92 121H91V122H92ZM96 121H95V124H97ZM104 121H103V122H104ZM110 121H111V120H110ZM113 121H114V120H112V122H113ZM121 121H123V120H121ZM125 121H126V119H125ZM125 121H124V123H125ZM128 121H129V120H128ZM146 121H147V120H146ZM148 121H149V120H148ZM148 121H147V122H148ZM165 121H166V120H165ZM170 121H171V120H170ZM202 121H203V120H202ZM215 121H216V120H215ZM229 121H228V122H229ZM241 121H240V122H241ZM244 121H246V120H244ZM25 122H26V121H25ZM72 122H73V121H72ZM85 122H86V120L83 122V124H84ZM100 122H101V121H100ZM103 122H102V123H103ZM118 122H119V121H118ZM182 122H183V121H182ZM182 122H181V123H182ZM185 122H187V121H185ZM189 122H191V121H189ZM194 122H196V121H194ZM204 122H205V121H204ZM231 122H230V124H229V127L231 126ZM246 122H247V121H246ZM69 123H70V122H69ZM89 123H90V122H89ZM104 123H105V122H104ZM104 123H103V124H104ZM119 123H122V122H119ZM119 123H118V124H119ZM130 123H131V120H130ZM132 123H133V122H132ZM141 123H142V122H141ZM145 123H146V122H145ZM149 123H150V122H149ZM149 123H148V124H149ZM164 123H165V122L163 121V124H164ZM167 123H168V121H167ZM171 123H172V122H171ZM174 123H176V122H174ZM177 123H178V122H177ZM208 123H210V122H208ZM208 123H207V124H208ZM211 123H213V121H212ZM83 124H82V125H83ZM93 124H94V122H93ZM99 124H101V123H99ZM99 124H98V126H99ZM103 124H102V125H103ZM109 124H110V122H109ZM115 124H117V123L114 122V125H115ZM118 124H117V125H118ZM157 124H159V123H156L155 127H156V126H157V127L159 126V125H157ZM165 124H166V123H165ZM183 124H184V123H183ZM190 124H192V122H191ZM199 124H200V125L202 124L201 121H200V123H198V125H199ZM70 125H71V123H70ZM70 125H69V126H70ZM79 125H80V124H79ZM85 125H86V124H84V126H85ZM91 125H92V124L90 123V126H91ZM111 125H113V124H111ZM111 125H110V126H111ZM119 125H120V124H119ZM119 125H118V126H119ZM140 125H141V124H140ZM140 125H138V126H140ZM145 125H146V124H145ZM149 125H150V124H149ZM149 125H148V126H149ZM153 125H154V124H153ZM160 125H161V123H160ZM171 125H172V124H171ZM178 125H180V124H178ZM192 125H195V124H192ZM210 125H211V124H209V126L207 127V130H205V131H207V133L209 134V138H210V136H213V135H215V134H216V136H218V134H217V133H218V130H216V127H215V129H214V126H210ZM212 125H213V124H212ZM215 125H216V124H215ZM221 125H223V124H221ZM236 125H238V124H236ZM241 125H242V124H241ZM72 126H73V125H72ZM74 126H75V125H74ZM74 126H73V127H74ZM94 126H95V128L97 127L96 125H94ZM105 126L110 127L108 124L105 125ZM126 126H128V123H127ZM133 126H134V125H133ZM168 126H169V125H168ZM172 126H174V129H175V124L172 125ZM172 126H171V128H172ZM176 126H177V125H176ZM245 126H244V127H245ZM78 127H79V126H78ZM78 127L76 126V128H78ZM86 127H88V125H87ZM86 127H85V128H86ZM92 127H93V126H92ZM101 127H102V126H101ZM114 127H115V126H112V129H113ZM121 127H122V126H121ZM134 127H135V126H134ZM162 127H163V126H162ZM169 127H170V126H169ZM181 127H183V125H181ZM201 127H202V126H200V128H201ZM221 127H222V126H221ZM236 127H237V126H236ZM238 127H239V129L242 128L241 126H238ZM249 127H250V128H249ZM23 128H24V126H23ZM69 128H70V127H69ZM76 128H73V129L76 130ZM79 128H81V127H79ZM79 128H78V129H79ZM83 128H84V127H83ZM83 128H81V129H83ZM85 128H84V129H85ZM99 128H100V126H99ZM103 128H104V127H103ZM131 128H132V126H131ZM131 128H130V129H131ZM158 128H159V127H158ZM165 128H166V126L164 125V129H165ZM188 128H189V127H187V129H188ZM200 128H199V126H198V129H200ZM70 129H71V128H70ZM81 129H80V130H81ZM84 129H83V130H84ZM106 129H108V128L106 127ZM114 129H115V128H114ZM122 129H123V128H122ZM124 129H125V127H124ZM124 129H123V130H124ZM128 129H129V128H128ZM128 129H127V130H128ZM140 129H141V128H140ZM140 129H139V130H140ZM152 129H153V128H152ZM174 129H173V130H174ZM176 129H177V127H176ZM194 129H195V128H194ZM196 129H197V128H196ZM204 129H205V128H204ZM217 129H218V128H217ZM229 129H231V128H229ZM65 130H66V129H65ZM101 130H103V129H101ZM109 130H110V129H109ZM132 130L134 131V129H132ZM136 130H137V128H136ZM181 130H182V129H181ZM181 130H180V131H181ZM200 130H201V129H200ZM220 130H221V129H220ZM222 130H223V129H222ZM245 130H246V132H247V129H245ZM76 131H78V130H76ZM76 131H75V132H76ZM81 131H82V130H81ZM84 131H86V130H84ZM93 131L98 132L96 129L93 130ZM93 131H90V132H93ZM125 131H126V130H125ZM125 131L122 132V133H125ZM154 131H157V130H154ZM168 131H169V129H168ZM168 131H167V133H169ZM170 131H171V129H170ZM174 131H175V130H174ZM178 131H179V130H178ZM180 131H179V132H180ZM191 131H192V130H191ZM202 131H203V128H202ZM205 131H203V132H205ZM230 131H231V130H230ZM230 131H229V132H230ZM63 132H64V131H62L61 133L63 134ZM66 132H67V130H66ZM66 132H64V133L67 134L69 131H68L67 133H66ZM100 132H101V131H100ZM100 132H99V133H100ZM105 132H107V130H106ZM109 132H110V131H109ZM118 132H119V130H118ZM131 132H132V131H131ZM136 132H138V131H136ZM142 132H143V130H142ZM145 132H146V131H145ZM147 132H148V131H147ZM183 132H184V129H183ZM216 132H217V133H216ZM54 133H55V132H54ZM84 133H85V132H84ZM86 133H87V131H86ZM102 133H104V132H102ZM107 133H108V132H107ZM107 133H106V134H107ZM116 133H117V130H116L115 134H116ZM126 133H128V132H126ZM129 133H130V132H129ZM152 133H153V132H152ZM161 133H162V132H161ZM161 133H160L159 135H162ZM186 133H187V131H186ZM189 133H190V132H189ZM191 133H193V132H191ZM195 133H196V132H195ZM205 133H206V132H205ZM89 134H90V133H88V135H89ZM96 134H97V133H96ZM96 134H95V135H96ZM104 134H105V133H104ZM113 134H114V132H113ZM115 134H114V135H115ZM120 134H121V133H120ZM145 134H146V133H145ZM154 134H155V133H154ZM173 134H174V133H173ZM177 134H179V133H177ZM182 134H183V133L181 132L180 135L183 136ZM241 134H242V135H241ZM50 135H51V134H50ZM56 135H57V133H56ZM58 135H60V134L58 133ZM63 135H64V134H63ZM73 135H74V134H73ZM75 135L77 136V133H76ZM81 135H82V134H81ZM83 135H84V134H83ZM95 135H94V136H95ZM98 135H99V134H98ZM102 135H103V134H102ZM130 135H131V134H130ZM143 135H144V134H143ZM163 135H164V134H163ZM171 135H172V134H171ZM171 135H170V137H171ZM186 135H187V134H186ZM188 135H189V134H188ZM192 135H194V133H193ZM192 135H191V136H192ZM233 135H234V134H233ZM48 136H49V135H48ZM78 136H79V135H78ZM91 136H92V135H91ZM91 136H90V137H91ZM100 136H101V135H100ZM100 136H99V138H100ZM112 136H113V135H112ZM120 136H121V135H120ZM125 136H126V135H125ZM131 136H132V135H131ZM131 136H128V137H131ZM133 136H134V135H133ZM205 136H207V135H205ZM205 136H204V137H205ZM53 137H55V136H53ZM56 137H57V136H56ZM56 137H55V138H56ZM60 137H61V136H59V138H60ZM88 137H89V136H88ZM103 137H104V136H103ZM103 137H102V138H103ZM113 137H114V136H113ZM115 137H116V136H115ZM115 137H114V138H115ZM156 137H157V136H156ZM159 137H161V136H159ZM159 137H157V138H159ZM162 137H163V138H162ZM162 137H161L162 139H165L164 136H162ZM174 137H175V136H174ZM176 137H177V135H176ZM178 137H179V136H178ZM178 137H177V138H178ZM8 138H9V137H8ZM39 138H40V137H39ZM57 138H58V137H57ZM64 138H65V137H63V139H64ZM71 138H72V137H71ZM76 138H77V137H76ZM102 138H101V139H102ZM107 138H108V137H107ZM107 138H104V140L107 139ZM110 138H111V136H110ZM114 138H113V139H114ZM119 138H120V137H119ZM137 138H138V136H137ZM143 138H144V137H143ZM146 138H147V137H146ZM157 138H156V139H157ZM168 138H169V137H168ZM171 138H172V137H171ZM171 138H170V139H171ZM190 138H191V137H190ZM193 138H194V136H193ZM72 139H73V138H72ZM111 139H112V138H111ZM111 139H110L109 142H111V141L113 142V140H111ZM124 139H125V138H124ZM124 139H123V136H122V139H121V140L123 141ZM129 139H130V138H129ZM129 139H128V140H129ZM132 139H133V138H132ZM152 139H153V138H152ZM156 139H153V141L156 140ZM172 139H173V138H172ZM182 139H183V138H182ZM207 139H208V138H207ZM207 139H206V140H207ZM224 139H225V140H224ZM33 140H34V139H33ZM51 140H52V139H51ZM55 140H56V139H55ZM57 140H58V139H57ZM57 140H56V141H57ZM65 140H66V139H65ZM77 140H78V139H77ZM79 140H80V139H79ZM87 140H89V138H87ZM94 140H95V139H94ZM99 140H100V139H99ZM114 140H116V139H114ZM138 140H139V139H138ZM168 140H169V139H168ZM190 140H191V139H190ZM201 140H202V139H201ZM217 140H218V139H216V138L213 136V137L210 138L207 142H205V141L199 142V141H198V143L201 144V146H199V147L202 148V149H204V148H205V149H208V148L212 147V145H213V146H214V145L217 146V145H218V142H219V141H217ZM245 140H244V141H245ZM18 141H19L20 143H23L22 140H18ZM34 141H35V140H34ZM61 141H62V140H61ZM61 141H59L58 144H60ZM69 141H70V140H69ZM72 141H73V140H72ZM82 141H83V139H82ZM91 141H92V140H91ZM95 141H96V142H95L94 146L97 144V139H96ZM106 141H108V139H107ZM118 141H119V140H118ZM149 141H150V140H149ZM153 141H152V142H153ZM160 141H161V140H160ZM171 141H172V140H171ZM171 141H170V142H171ZM183 141H184V140H183ZM196 141H197V140H196ZM196 141L194 140V142H196ZM24 142H25V140H24ZM83 142H84V141H83ZM87 142H88V141H87ZM98 142H100V141H98ZM102 142H103V141H102ZM127 142H128V141H127ZM130 142H131V140H130ZM132 142H133V141H132ZM140 142H141V140H140ZM143 142H144V141H143ZM167 142H168V141H167ZM190 142H192V141H190ZM194 142H192V143H194ZM204 142H205V143H204ZM6 143H7V142H6ZM36 143H37V141H36ZM36 143H35V144H36ZM43 143H44V142H43ZM55 143H56V142H55ZM61 143H62V142H61ZM92 143H93V142H92ZM121 143H122V142H121ZM121 143H120V144H121ZM123 143H124V142H123ZM147 143H148V142H147ZM150 143H151V141H150ZM155 143H156V142L152 143V145H154ZM183 143H184V142H183ZM183 143H182V144H183ZM51 144H52V143H51ZM100 144H101V143H99V145H100ZM107 144H109V143H107ZM113 144H115V143H113ZM180 144H181V143H180ZM184 144H185V143H184ZM194 144H195V143H194ZM18 145H19V144H18ZM20 145H21V144H20ZM22 145H23V144H22ZM69 145H70V144H69ZM72 145H73V144H72ZM75 145H76V144H75ZM125 145H126V144H125ZM147 145H148V144H147ZM150 145H151V144H150ZM155 145H156V144H155ZM163 145H165L164 142H163ZM163 145H161V146H163ZM168 145H169V144H168ZM47 146H48V145H47ZM47 146H46V148H47ZM50 146H51V145H50ZM66 146H67V145H66ZM79 146H80V145H79ZM97 146H98V145H96L95 147L97 148ZM101 146L104 148L105 145L102 144V145H100V147H101ZM112 146H113V145H112ZM112 146H110V147H112ZM114 146H115V145H114ZM114 146H113V147H114ZM140 146H141V144H140ZM175 146H178V145L175 144ZM58 147H60V146L58 145ZM76 147H77V146H76ZM107 147H108V146H107ZM121 147H122V146H121ZM151 147H152V146H151ZM154 147L156 148V146H154ZM154 147H153V148H154ZM157 147H158V146H157ZM164 147H165V146H164ZM173 147H174V146H173ZM192 147H194V146H192ZM207 147H208V148H207ZM29 148H30V147H29ZM46 148H45V149H46ZM56 148H57V147H56ZM67 148H68V147H67ZM69 148H70V147H69ZM74 148H75V147H74ZM80 148H81V147H80ZM98 148H99V146H98ZM117 148H119V144H118L117 147H116V150L119 151V149H117ZM122 148H123V147H122ZM137 148H138V147H137ZM141 148H142V147H141ZM147 148H149V147H147ZM161 148H162V147H161ZM175 148H176V147H175ZM1 149H2V148H1ZM40 149H41V148H40ZM105 149H107V148H105ZM112 149H113V148H112ZM149 149H150V148H149ZM151 149H152V148H151ZM158 149H159V148H157L156 150H158ZM177 149H178V148H176V150H177ZM182 149H183V148H182ZM28 150H29V149H28ZM41 150H42V149H41ZM46 150H47V149H46ZM54 150H55V149H54ZM69 150H70V149H69ZM94 150H95V149H94ZM96 150H97V149H96ZM99 150L101 151V149H99ZM102 150H103V149H102ZM110 150H111V148H110ZM110 150H109V151H110ZM114 150H115V149H114ZM114 150H113V151H114ZM120 150H121V149H120ZM122 150H123V149H122ZM143 150H144V149H143ZM147 150H148V149H146V151H147ZM160 150H161V149H160ZM176 150H175V151H176ZM18 151H19V149H18ZM30 151H31V150H30ZM37 151H39V150H37ZM43 151H44V149H43ZM56 151H58V150L56 149ZM104 151H105V150H104ZM106 151H107V150H106ZM106 151H105V153H106ZM126 151L129 152V151H128V148H127ZM149 151H150V150H148V153H150ZM161 151L163 152V150H161ZM161 151H160V152H161ZM175 151H174V152H175ZM202 151H203V150H202ZM205 151H206V150H205ZM205 151H203V152H205ZM238 151H239V152H238ZM21 152H22V151H21ZM51 152H52V151H51ZM95 152H96V151H95ZM121 152H122V151H121ZM124 152H125V151H124ZM162 152H161V153H162ZM184 152H185V151H184ZM184 152H183V154H184ZM198 152H199V151H198ZM200 152H201V151H200ZM43 153H46V151H44ZM47 153H48V152H47ZM57 153H58V152H57ZM59 153H62V152H59ZM91 153H92V152H91ZM99 153H100V152H99ZM101 153H103V151H102ZM101 153H100V154H101ZM105 153H104V154H105ZM111 153H112V152H111ZM122 153H123V152H122ZM139 153H140V152H139ZM154 153H155V152H154ZM161 153H160V155L163 156L164 154H161ZM165 153H166V151H165ZM179 153H180V152H179ZM181 153H182V151H181ZM205 153H208V151L205 152ZM32 154H33V153H32ZM95 154H96V153H95ZM124 154H125V153H124ZM136 154H137V152H136ZM156 154L158 155V153H156ZM174 154H175V153H174ZM183 154H182V155H183ZM231 154H235V155H233V157L236 156L234 160H233L232 157L230 156ZM16 155H17V154H16ZM37 155H38V154H37ZM44 155H45V154H44ZM44 155L42 154V156H44ZM48 155H49V154H48ZM48 155H47V156H48ZM53 155H55V152H54ZM58 155H59V154H58ZM101 155H102V154H101ZM101 155H100V156H101ZM110 155H111V154H110ZM112 155H113V154H112ZM137 155H138V154H137ZM153 155H154V154H153ZM165 155H166V154H165ZM185 155H186V154H185ZM188 155H190V154H188ZM42 156H41V157H42ZM45 156H46V155H45ZM50 156H51V155H50ZM66 156H67V155H66ZM70 156H71V155H70ZM94 156H95V155H94ZM102 156H103V155H102ZM102 156H101V157H102ZM143 156H144V155H143ZM158 156H159V155H158ZM179 156H180V155H179ZM203 156H204V155H203ZM205 156H206V155H205ZM38 157H39V156H38ZM52 157H53V156H51V158H52ZM56 157H58V156H56ZM63 157H65V156H63ZM90 157H91V156H90ZM95 157H96V156H95ZM103 157H104V156H103ZM107 157H108V156H107ZM149 157L152 158V159H154V157H153L152 155H150ZM194 157H195V156H194ZM34 158H35V157H34ZM39 158H40V157H39ZM58 158H59V157H58ZM96 158H97V157H96ZM104 158H105V157H104ZM161 158H163V157H161ZM196 158H197V157H196ZM46 159H48V158H46ZM54 159L56 160V158H54ZM54 159H53V160H54ZM60 159L63 160V158H60ZM64 159H65V158H64ZM91 159L93 160V157H92ZM97 159L99 160L100 158L98 157ZM102 159H103V158H102ZM102 159H101V160H102ZM117 159H118V158H117ZM131 159H132V158H131ZM164 159H165V158H164ZM179 159H180V158H179ZM179 159H178V160H179ZM199 159L201 160V158H199ZM53 160H52V161H53ZM101 160H100V161H101ZM104 160H105V159H104ZM147 160H148V159H147V156H146V157H142V161H143V162L139 161V163H138V162L135 161V162H136L135 164L138 163V165H137L136 167H137V168H138V167H141V168L143 167V168H144L143 165L145 164V162H147ZM154 160H155V159H154ZM156 160H157V158H156ZM158 160H159V159H158ZM160 160H161V159H160ZM160 160H159V162H158V165H159V163L162 162V161L160 162ZM170 160H171V159H170ZM182 160H183V159H182ZM46 161H47V160H46ZM57 161H59V160H57ZM60 161H61V160H60ZM95 161H96V160H95ZM100 161H99V162H100ZM102 161H103V160H102ZM107 161H108V160H107ZM185 161H186V160H185ZM247 161H251V162L248 163ZM39 162H40V161H39ZM43 162H44V161H43ZM43 162H42V163H43ZM48 162H49V161H47L46 163L48 164ZM55 162H56V161H55ZM55 162H53V163H55ZM63 162H65V161H63ZM87 162H88V161H87ZM96 162H97V161H96ZM99 162H97L98 165H99ZM108 162L110 163V161H108ZM116 162H117V161H116ZM133 162H134V161H133ZM149 162H150V161H149ZM152 162H153V160H151L150 163H152ZM166 162H167V160H166ZM166 162H165V163H166ZM178 162H179V161H178ZM186 162H187V161H186ZM49 163H50V162H49ZM57 163H58V162H57ZM103 163H104V162H103ZM119 163H120V162H119ZM126 163H127V162H126ZM182 163H183V162H182ZM194 163H195V162H194ZM37 164H38V163H37ZM43 164H45V163H43ZM51 164H52V163H51ZM59 164H60V163H59ZM63 164H65V163H63ZM95 164H96V163H95ZM120 164H121V163H120ZM122 164H123V163H122ZM124 164H125V163H124ZM130 164H131V163H130ZM132 164H133V163H132ZM170 164H171V163H170ZM176 164H177V163H176ZM45 165H46V164H45ZM106 165H107V163H105V166H106ZM108 165H109V164H108ZM145 165H146V164H145ZM152 165H153V164H152ZM156 165H157V163H156ZM172 165H173V164H172ZM46 166H47V165H46ZM52 166H54V165L52 164ZM55 166H57V165H55ZM55 166H54V167H55ZM94 166H95V165H94ZM100 166H101V165H100ZM100 166H99V167H100ZM118 166H119V165H118ZM127 166H128V164H127ZM129 166H130V165H129ZM133 166H134V165H133ZM153 166H154V165H153ZM159 166H160V165H159ZM168 166H169V165H168ZM178 166H179V165H178ZM231 166H230V167H231ZM253 166H254V164L252 165V167H253ZM38 167H39V166H38ZM41 167H43V169H45L44 166L41 165ZM97 167H98V166H97ZM164 167H165V166H164ZM179 167H180V166H179ZM203 167H204V166H203ZM205 167H206V166H205ZM29 168H30V167H29ZM46 168H48V166H47ZM49 168H50V166H49ZM57 168H58V167H57ZM94 168H95V167H94ZM100 168H101V167H100ZM100 168H97V169H100ZM105 168L107 169V167H105ZM109 168H110V167H109ZM114 168H115V165H114ZM128 168H129V167H128ZM130 168H131V166H130ZM130 168L128 169V171L131 170ZM141 168H140L139 170L137 169L138 172H139V171H140V172H143V173H144V172H148V176H150V174H149V169L144 170V169H141ZM154 168H155V167H154ZM172 168L175 169L176 167L171 166L170 168L168 167V168H166L165 170L162 168L163 170H161V171H159L160 168H157V169H155V170H156V171H155V174H156V175L158 176V178H159L160 175L166 174L165 172H166V171H170V169H172ZM224 168H225V167H224ZM227 168H228V167H227ZM249 168H248V169H249ZM260 168H261V169H260ZM38 169H39V168H38ZM41 169H42V168H41ZM55 169H56V168H55ZM68 169H69V168H68ZM97 169H96V170H97ZM101 169H102V168H101ZM101 169H100V171H101ZM106 169H105V170H106ZM117 169H118V168H117ZM119 169H120V168H119ZM126 169H127V168H126ZM174 169H172V170H174ZM232 169L235 170L236 168H235V169L232 168ZM257 169H258V168H257ZM53 170H54V169H53ZM71 170H72V169H71ZM90 170H92V169H90ZM93 170H94V169H93ZM172 170H171V171H172ZM175 170H176V169H175ZM187 170H189V169H187ZM239 170H240V169H239ZM239 170H238V171H239ZM262 170L264 171V169H262ZM262 170H261V172H263ZM25 171H26V170H25ZM57 171H58V169L56 170V172H57ZM97 171H98V170H97ZM124 171H125V170H124ZM124 171H122L121 174H122ZM200 171H201V170H200ZM200 171H199V172H200ZM216 171H217V172H216ZM219 171H220V170H219ZM228 171H229V170H228ZM235 171H237V170H235ZM243 171H241V172L243 173ZM67 172H69V171H67ZM179 172H180V171H179ZM197 172H198V171H197ZM222 172H223V171H222ZM229 172H232V170L230 169ZM229 172H228V173H229ZM246 172H247V171H246ZM258 172H259V171H258ZM95 173H98V172L95 171ZM102 173H103V172H102ZM107 173H108V172H107ZM119 173H120V170H119ZM119 173H118V175H114L113 177H111V179H110V186L108 185L109 182H108L107 184H104L103 181H101L100 183L98 182L99 184L96 183L97 189L99 190L98 195H100L101 197H103V200L101 201V203H100V205H99V208H98L99 213L102 212V211L104 210V208L107 207V205L110 204V203L112 202V199H113V198H115V194H114L113 191H112V190H113L112 188H113L114 186H116V187L121 186V185L124 183V181H125V182H128V181H129L128 183H131L132 180L129 179V178H130L131 176L134 175L133 172H132L133 175H131L130 177H123V175L120 177V176H119V175H120ZM174 173H175V172H174ZM190 173H191V172H190ZM203 173H202V174H203ZM212 173H213V172H212ZM226 173H227V170H226ZM228 173H227V174H228ZM239 173H240V172H239ZM242 173H240V174L242 175ZM244 173H245V172H244ZM244 173H243V174H244ZM252 173H254V172H252ZM91 174H92V173H91ZM111 174H112V173L110 172V175H111ZM126 174H127V171H126ZM128 174H129V173H128ZM192 174H193V173H192ZM196 174H197V173H196ZM199 174H200V173H199ZM233 174H236V175H237V173H234V172H233ZM240 174H239V175H240ZM255 174H256V173H255ZM260 174H263V173H260ZM102 175H103V174H102ZM102 175H101V177H102ZM112 175H113V174H112ZM144 175H146V174H144ZM252 175H253V174H251V176H252ZM64 176H65V175H64ZM105 176H106V175H105ZM126 176H127V175H126ZM128 176H129V175H128ZM137 176H139V175H137ZM148 176H147V177H148ZM195 176H196V175H195ZM214 176H213V178H214ZM218 176H219V175H218ZM220 176H222V173L220 174ZM228 176H230V175H228ZM228 176H227V177H228ZM232 176H234V175H232ZM245 176H246V175H245ZM245 176H244V177H245ZM251 176H249V178H250ZM255 176H256V175H255ZM255 176H254V177H255ZM90 177H91V176H90ZM101 177H100V178H101ZM108 177H109V176H108ZM153 177H155V175H154ZM171 177H172V176H171ZM224 177H225V176H224ZM227 177H226V178H227ZM230 177H231V176H230ZM237 177L239 178V176H237ZM247 177H248V176H247ZM260 177H262V180H260ZM260 177H259V180H260V181L257 182L258 179H257V181H256V185L259 184L258 186H261L262 183H264V174H263L262 176H260ZM1 178H2V176H1ZM71 178L74 179L75 177H74V178L71 177ZM91 178H92V177H91ZM94 178H95V176H94ZM155 178H156V177H155ZM161 178H162V177H161ZM193 178L195 179V177H193ZM231 178H233V177H231ZM234 178H235V177H234ZM256 178H258V177H256ZM13 179H14V178H13ZM69 179H70V178H69ZM102 179L104 180L105 177H103ZM136 179H137V178H136ZM138 179H139V178H138ZM138 179H137V181H138ZM170 179H171V178H170ZM202 179H203V178H202ZM216 179L218 180L219 178H216ZM221 179H222V178H221ZM228 179H229V178H228ZM252 179H253V178H252ZM0 180H1V179H0ZM3 180H4V179H3ZM10 180H11V179H10ZM18 180H19V179H18ZM18 180H17V181H18ZM80 180H81V179H80ZM100 180H101V179H100ZM100 180H99V181H100ZM145 180H146V179H145ZM166 180H167V178H166ZM172 180H174L175 183L179 184L178 181H180V174H176V176H174V178H173ZM182 180H183V179H182ZM185 180H186V179H185ZM204 180H206V179H204ZM223 180H224V179H223ZM230 180H231V179H230ZM249 180H250V179H249ZM75 181L77 182V180H75ZM75 181H74V183H75ZM168 181H169V180H168ZM191 181H192V180H191ZM199 181H202V180H199ZM211 181H212V179H211ZM233 181L236 182L237 185H240V187L243 186V185L240 184V183L238 184L236 180H233ZM252 181H253V180H252ZM6 182H8V181H6ZM69 182H72V181H69ZM79 182H80V181H79ZM81 182H82V181H81ZM155 182H156V181H155ZM192 182H193V181H192ZM205 182H206V181H205ZM213 182H214V181H213ZM216 182H217V181H216ZM225 182H226V181H225ZM225 182H224V183H225ZM230 182H232V181H230ZM2 183H3V182H2ZM84 183H85V182H84ZM93 183H94V182H93ZM166 183H167V182H166ZM175 183H174V184H175ZM190 183H191V182H190ZM200 183H201V182H200ZM208 183H209V181L206 182V184H203V185L201 184L200 187H196V186H195V188H189L188 186H189L190 184H189L188 186H186V187H183V186H182L183 184L180 183V184H182V185H180V186H182L183 188H181L180 186H177V187H176V185H175L174 188H172L170 191L167 190V191H168V194H166V195H165V194H162V193L160 192V190H157V191H155V192L153 193V200H152V201H154V202H153V203H155L154 205H157V206H160V207H164V208L167 207V206H171V204H173V205L176 204V207H177V206H180V205L183 203V201H186V200H187L188 202H190V200L192 201V200H194V199H196V198H197V199H198V198H202V196H204L207 192H208V194H209V192L212 193L213 190L210 189L211 187L208 188V186H207V185H209ZM214 183H215V182H214ZM220 183H221V182H219V184H220ZM222 183H223V181H222ZM224 183H223V184H224ZM227 183H229V182H227ZM243 183H244V182H243ZM18 184H19V183H17V186H16V187H19V186H20V185H18ZM77 184H78V183H77ZM81 184H82V183H81ZM184 184H185V183H184ZM187 184H188V183H187ZM192 184H193V183H192ZM194 184H195V183H194ZM197 184H199V183L197 182ZM197 184H196V185H197ZM212 184H213V183H212ZM233 184H235V183H233ZM233 184H232V185H233ZM248 184H249V183H248ZM252 184H253V183H252ZM252 184H251V182H250V185H252ZM254 184H255V183H254ZM8 185H9V184H8ZM71 185H73V184H71ZM78 185H79V184H78ZM78 185H76V186H78ZM91 185H92V184H91ZM156 185H157V184H156ZM213 185H214V184H213ZM237 185H236V186H237ZM244 185H245V184H244ZM256 185H255V187H256ZM2 186H3V184H2ZM163 186H164V184H163ZM190 186H191V185H190ZM192 186H193V185H192ZM198 186H199V185H198ZM225 186H227V185H224V187H225ZM228 186H229V185H228ZM263 186H264V185H263ZM7 187H10V186H7ZM81 187H82V186H81ZM94 187H95V186H94ZM132 187H135V188H136L137 186H136L135 184H133ZM153 187H154V186H153ZM157 187H158V186H157ZM175 187H176V188H175ZM187 187H188V188H187ZM216 187L218 188L219 186H216ZM220 187H221V185H220ZM232 187H233V186H232ZM232 187H231V188H232ZM240 187H239V188H240ZM253 187H254V186H253ZM1 188H4V187H1ZM14 188H15V187H14ZM77 188H78V187H77ZM79 188H80V187H79ZM83 188H85V187H83ZM110 188H111L112 190H111ZM231 188H230V189H231ZM237 188H238V187H237ZM241 188H242V187H241ZM241 188H240V189H241ZM260 188H261V187H259V189H260ZM17 189H18V188H17ZM17 189H14V190L16 191ZM65 189H66V187H65ZM67 189H69V188H67ZM80 189H81V188H80ZM80 189H79V190H80ZM90 189H91V188H90ZM221 189H222V187H221ZM225 189H226V188H225ZM228 189H229V187L227 188V190H228ZM235 189H236V188H235ZM235 189H234V190H235ZM243 189H245V188L243 187ZM248 189H249V188L247 187V189H246V190H243V192H245V191H246V192H249ZM262 189H263V187H262ZM2 190H3V189H2ZM2 190H1V191H2ZM77 190H78V189H77ZM82 190H83V189H82ZM93 190H94V189H93ZM122 190H123V189H122ZM125 190H126V189H125ZM210 190H212V191H210ZM216 190H217V189H216ZM218 190H219V188H218ZM227 190H226V191H227ZM234 190H233V191H234ZM236 190H237V189H236ZM236 190H235V191H236ZM250 190H252V188H250ZM1 191H0V193H2ZM7 191H9V189H8ZM7 191H6V192H7ZM15 191H14V192H15ZM19 191H20V190H19ZM23 191H24V190H22V194H23ZM46 191H47V190H46ZM83 191H84V190H83ZM153 191H154V190H153ZM224 191H225V190H224ZM228 191H229V190H228ZM239 191H240V190H238V192H239ZM257 191H258V189H257ZM260 191H261V190H260ZM64 192H65V191H64ZM64 192H63V193H64ZM68 192H69V191H68ZM87 192H88V190L86 191V193H87ZM120 192H121V191H120ZM243 192H242V190H241V193H243ZM255 192H256V191H255ZM262 192H263V191H262ZM262 192H261V194H262ZM11 193H12V192H11ZM16 193H17V192H16ZM63 193H62V195H63ZM89 193H90V191H89ZM213 193H214V192H213ZM213 193H212V196H214ZM233 193H234V192H233ZM257 193L259 194V192H257ZM5 194H6V193H5ZM12 194H13V193H12ZM43 194H44V193H43ZM51 194H53V193H51ZM118 194H119V193H118ZM208 194H207V195H208ZM215 194H216V193H215ZM224 194H225V193H224ZM229 194H230V193H229ZM236 194H237V191H236ZM236 194H235V196H236ZM247 194H248V193H247ZM247 194H246V195H247ZM249 194H250V193H249ZM252 194H253V191H252ZM252 194H251V195H252ZM261 194H259L258 196H263V195H261ZM60 195H61V194H60ZM80 195H81V194H80ZM85 195H86V194H85ZM217 195H218V194H217ZM225 195H228V193L225 194ZM230 195H232V194H230ZM256 195H257V194H256ZM2 196H3V194H2ZM14 196H15V195H14ZM14 196H13V197H14ZM38 196H39V195H38ZM41 196H42V194H41ZM46 196H47V194H46ZM46 196H45V197H46ZM49 196H51V195H49ZM53 196H54V195H53ZM67 196H68V195H67ZM83 196H84V195H83ZM100 196H99V197H100ZM221 196H222V195L220 194L219 197H221ZM228 196H229V195H228ZM235 196L232 195V197H234V199L237 200V199L235 198ZM242 196L244 197V195H242ZM6 197H7V196H6ZM11 197H12V196H11ZM11 197H10V198H11ZM21 197H22V196H21ZM21 197H19V198H21ZM47 197H48V196H47ZM64 197H65V196H64ZM112 197H113V198H112ZM206 197H207V196H206ZM206 197H205V198H206ZM216 197H217V196H216ZM238 197H241V196L238 195ZM245 197H246V196H245ZM251 197H252V196H251ZM251 197H249V198L252 199ZM253 197H254V195H253ZM8 198H9V197H8ZM17 198H18V197H17ZM17 198H16V199H17ZM38 198H39V197H38ZM55 198H59V197H55ZM62 198H63V197H62ZM62 198H60V199H62ZM116 198H117V196H116ZM129 198H130V197H129ZM211 198H212V197H210V199H211ZM221 198H222V197H221ZM225 198H226V197H225ZM249 198H248V199H249ZM257 198H259V197H257ZM16 199H15V200H16ZM65 199H67V198H65ZM69 199H70V198H69ZM81 199H83V197H82V196H79V200H81ZM87 199H88V198H87ZM90 199H91V198H90ZM92 199H93V198H92ZM98 199H99V198H98ZM100 199H101V198H100ZM118 199H119V198H118ZM133 199H134V198H133ZM142 199H143V198H142ZM145 199H147V198H145ZM149 199H150V198H149ZM218 199H219V198H218ZM223 199H224V198H223ZM226 199H227V201H228V198H226ZM234 199L230 200V202H232ZM239 199H240V198H239ZM241 199H242V198H241ZM241 199H240V201H241ZM244 199H245V198H244ZM263 199H264V198H263ZM3 200H4V199H3ZM6 200H7V199H6ZM9 200H10V199H9ZM11 200H12V199H11ZM11 200H10V202H5L4 206L0 209V219L5 218V217L8 218L10 214L13 213V215H14L16 212H18L17 210L15 211V203L12 202ZM19 200H20V199H19ZM44 200H45V199H44ZM54 200H55V199H54ZM72 200H73V199H72ZM75 200H76V199H75ZM83 200H84V199H83ZM88 200H89V199H88ZM93 200H94V199H93ZM95 200H96V199H95ZM95 200H94V201H95ZM135 200H136V199H135ZM150 200H151V199H150ZM219 200H220V199H219ZM221 200H222V199H221ZM235 200H234V201H235ZM255 200H256V198H255ZM257 200H258V199H257ZM261 200H262V199H261ZM4 201H5V200H4ZM21 201H22V200H21ZM50 201H51V200H50ZM138 201H139V200H138ZM147 201H148V200H146V202H147ZM206 201H207V200H206ZM211 201H214V199L211 200ZM217 201H218V200H217ZM17 202H18V201H17ZM76 202H77V201H76ZM82 202H83V201H82ZM86 202H88V201H86ZM86 202H85V203H86ZM207 202H209V199H208ZM214 202H216V200H215ZM230 202H229V203H230ZM241 202H242V201H241ZM245 202H246V201H245ZM245 202L243 201L242 203L244 204ZM248 202H251V200L248 201ZM259 202H261V201L259 200ZM259 202H256L255 204H257V203H259ZM0 203H1V201H0ZM23 203H24V202H23ZM33 203H34V202H33ZM56 203H57V202H56ZM90 203H91V200H90ZM135 203H136V201H135ZM135 203H134V204H135ZM151 203H152V202H151ZM153 203H152V204H153ZM195 203H196V202H195ZM195 203H194V204H195ZM225 203H227V202H225ZM239 203H240V202H239ZM239 203H238V204H239ZM242 203H241V205H243ZM50 204H52V203H50ZM53 204H54V203H53ZM53 204H52V205H53ZM58 204H59V203H58ZM63 204H64V203H63ZM134 204H131L130 206H133ZM190 204H191V203H190ZM192 204H193V201H192ZM192 204H191V205H192ZM201 204H202V203H201ZM235 204H236V201H235V203H234V206H235ZM249 204H250V203H249ZM251 204H253V203H251ZM18 205H20L19 207L21 208V204H18ZM25 205H26V204H25ZM65 205H66V204H65ZM94 205H95V204H94ZM138 205H139V204H138ZM191 205H190V206H191ZM206 205H207V204H206ZM214 205H215V204H214ZM236 205H237V204H236ZM241 205H240V206H241ZM257 205H258V204H257ZM259 205H260V204H259ZM22 206H23V205H22ZM30 206H31V205H30ZM54 206H55V205H54ZM60 206L62 207L63 205L60 204ZM109 206H110V205H109ZM125 206H126V205H125ZM141 206H142V204H141ZM141 206H136V205H135V207H141ZM150 206H151V205H150ZM190 206H189V207H190ZM192 206H193V205H192ZM196 206H197V205H196ZM209 206H210V205H209ZM228 206H229V205H228ZM231 206H232V205H231ZM231 206H230V207H231ZM234 206H233V207H234ZM237 206H238V205H237ZM250 206H251V205H250ZM17 207H18V206H17ZM35 207H36L35 209H36L37 211L44 210L45 207H46V202L43 201V200H41V199L39 198V200L37 201ZM83 207H84V208L86 207V208H85V210L82 211V212H83L85 215H89V217H93L94 213H93V211L91 210V205H90V204H87L86 206H83ZM93 207H94V206H93ZM93 207H92V208H93ZM114 207H115V206H114ZM116 207H118V206L116 205ZM142 207H143V206H142ZM151 207H152V206H151ZM174 207H175V206H174ZM202 207H203V206H202ZM202 207H201V208H202ZM206 207H207V206H206ZM224 207H225V206H224ZM235 207H236V206H235ZM238 207H239V206H238ZM242 207H243V206H242ZM242 207L240 208V211L243 210ZM254 207H255V206H253L252 208H254ZM26 208H27V207H26ZM47 208H48V207H47ZM94 208H95V207H94ZM149 208H150V207H149ZM195 208H196V207H195ZM217 208H218V207H217ZM226 208H228V207H226ZM245 208H247V207L245 206ZM249 208H250V207H249ZM258 208H259V207H258ZM262 208H263V206H262ZM262 208H261V209H262ZM18 209H19V208H18ZM113 209H114V208H113ZM130 209H131V208H130ZM140 209H141V208H140ZM151 209H152V208H151ZM155 209H156V208H155ZM166 209H167V208H166ZM171 209H172V208H171ZM173 209H174V208H173ZM191 209H192V208H191ZM213 209H216V208H213ZM234 209H236V208H234ZM24 210H25V209H24ZM51 210H52V208H51ZM135 210H136V209H135ZM135 210L133 209V210H131V211H135ZM137 210H138V209H137ZM137 210H136V211H137ZM188 210H189V209H188ZM194 210H195V209H194ZM196 210H197V209H196ZM196 210H195V212H196ZM201 210H202V209H201ZM209 210H210V209H209ZM216 210H217V209H216ZM228 210H229V209H228ZM228 210H226V211H228ZM249 210H250V209H249ZM254 210H255V209H254ZM254 210H253V211H254ZM257 210H259V209L256 208V211H255V212H257ZM32 211H33V210H32ZM32 211H31V213L28 212L29 214H31V216H32ZM52 211H53V210H52ZM59 211H60V210H59ZM112 211H113V210H112ZM128 211H129V210H128ZM143 211L145 212V209H144ZM143 211H142V214H143ZM159 211H160V210H159ZM164 211H165V210H164ZM164 211H163V212H164ZM185 211H186V210H185ZM192 211H193V209H192ZM204 211H205V210H204ZM206 211H207V210H206ZM218 211H219V210H218ZM245 211H246V209H245ZM253 211H250V212H253ZM260 211H261V210H259L258 212H260ZM14 212H15V213H14ZM20 212H21V211H20ZM42 212H44V211H42ZM49 212H50V209H49V211H48L47 213H45V214H50ZM55 212H56V211H55ZM157 212H158V211H157ZM178 212H179V211H178ZM193 212H194V211H193ZM200 212H201V211H200ZM214 212H215V211H214ZM224 212H225V211H224ZM242 212H243V211H242ZM246 212H247V211H246ZM28 213H27V214H28ZM76 213H77V208H76V207H70V208H69V207H66V211H65V215H64V216H68L66 219L69 221V220H71V217H73ZM169 213H171V212L169 211L168 214H169ZM176 213H177V212H176ZM197 213H199V212H197ZM204 213H205V212H204ZM239 213H240V212H239ZM253 213H254V212H253ZM262 213H263V211L261 212V214L259 213V214L261 215V217H262ZM21 214H22V212H21ZM36 214H37V213H36ZM56 214H57V213H56ZM77 214H78V213H77ZM156 214H157V213H155L154 215H156ZM168 214H167V215H168ZM195 214H196V213H195ZM199 214H200V213H199ZM208 214H210V213H208ZM216 214H217V213H216ZM221 214H222V213H221ZM221 214H220V215H221ZM242 214H244V213H242ZM245 214H247V213H245ZM251 214H252V213H251ZM259 214H258L257 216H259ZM19 215H20V214H19ZM143 215H144V214H143ZM178 215H179V214H178ZM196 215H197V214H196ZM210 215H211V214H210ZM212 215H213V214H212ZM254 215H255V214H254ZM51 216H52V215H51ZM59 216H60V215H59ZM169 216H170V214H169ZM189 216H190V215H189ZM192 216H193V214H192ZM242 216H243V215H242ZM248 216H249V214H248ZM263 216H264V215H263ZM11 217H12V216H11ZM11 217H10V218H11ZM16 217H17V216H16ZM46 217H48V215H47ZM57 217H58V216H57ZM78 217H79V216H78ZM85 217H86V216H85ZM85 217H84V219H86ZM145 217H146V216H145ZM197 217H199V215H198ZM229 217H230V216H229ZM254 217L256 218V216H254ZM261 217H260V218H261ZM27 218H28V217H27ZM35 218L37 219V217H35ZM44 218H45V215H44ZM51 218H53V217H51ZM62 218H63V217H62ZM101 218H102V216H101ZM194 218H195V217H193V219H194ZM204 218H205V217H204ZM230 218H231V217H230ZM258 218H259V217H258ZM263 218H264V217H263ZM18 219H19V218H18ZM20 219H21V218H20ZM22 219H23V218H22ZM24 219H25V218H24ZM59 219H60V218H59ZM96 219H97V218H96ZM99 219H100V218H99ZM105 219H106V218H105ZM105 219H104V220H105ZM195 219H196V218H195ZM253 219H254V218H253ZM261 219H262V218H261ZM3 220H4V219H3ZM11 220H12V218H11ZM33 220H34V219H33ZM77 220H78V219H77ZM86 220H87V219H86ZM196 220H198V218H197ZM256 220H257V219H256ZM256 220H255V221H256ZM50 221H51V219H50ZM52 221H54V219H53ZM63 221H64V220H63ZM90 221H91V220H89V222H90ZM102 221H103V219H102ZM102 221H100V222H102ZM183 221H184V220H183ZM193 221H194V220H193ZM261 221H262V220H261ZM261 221H260V222H261ZM4 222H6V221H4ZM38 222H39V221H38ZM66 222H67V221H66ZM69 222H70V221H69ZM69 222H68V223H69ZM71 222H72V221H71ZM95 222H96V221H95ZM97 222H99V221H97ZM253 222H254V221H252V217H251V216H250V217H244V218L240 219V220L237 222V224H235V225H233V222L231 221V224L233 225V227L230 226V227H232V228H230V227L228 226L230 229H228V230L226 229V230H227L226 232H224V233L221 234V235L218 234V236H216V233H217L216 231H215V235H209V234H210V232H209V234H207V233H206V234H200V233H199V234H190V235L184 236L183 240H181V241L183 242V244H182L181 247H184V248H186V249L188 248V250H189L190 248H195V247L199 248V247H201V249L203 250V249H206V247H211V246H212V247H215V245H214L215 242H214V241H215L216 239H219V240H218V244H219L220 246H217V245H218V244H217V245H216V249H218L221 253H227L228 250H229V248H230V251H231V249L234 250V249H235L234 246H235L236 248H241V249H242V246L240 245L239 242H240L241 240H243V239L245 238L246 235L249 236V235H248L249 232H250V231L248 230V229H249V225H251ZM262 222H264V220H263ZM262 222H261L259 225H261ZM1 223H3V222H1ZM52 223H53V222H52ZM64 223H65V222H64ZM64 223H59L58 227H60L61 225L63 226ZM72 223H73V222H72ZM85 223H86V222H85ZM159 223H160V222H159ZM182 223H183V222H182ZM229 223H230V222H229ZM256 223H257V222H255V224H256ZM49 224H50V223H49ZM87 224H88V223H87ZM87 224H86V225H87ZM99 224H100V223H98L97 226H99ZM104 224H105V222H104ZM107 224H108V223H107ZM110 224H111V223H110ZM163 224H164V223H163ZM180 224H181V222H180ZM64 225H66V223H65ZM68 225H69V224H68ZM68 225H66V226H68ZM95 225H96V223H95ZM176 225H177V223H176ZM193 225H194V224H193ZM256 225H257V224H256ZM259 225L257 226L258 228H259ZM36 226H37V225H36ZM84 226H85V225H84ZM90 226H91V225H90ZM104 226H107V225H104ZM104 226H103V227H104ZM109 226H110V225H109ZM116 226H117V225H116ZM183 226H184V225H183ZM63 227H64V226H63ZM63 227H62V228H63ZM76 227H77V225H76ZM87 227H88V225H87ZM100 227H101V226H100ZM224 227H227V226L224 225ZM253 227H255V226H253ZM50 228H51V227H50ZM50 228H49V229H50ZM68 228H69V227H68ZM77 228H78V227H77ZM89 228H90V227H89ZM93 228H94V226H93ZM251 228H252V227H251ZM255 228H256V227H255ZM52 229H53V228H52ZM100 229H102V227H101ZM219 229H220V228H219ZM224 229H225V228H224ZM98 230H99V229H98ZM252 230H253V229H252ZM262 230H263V229H262ZM262 230H261V232H262ZM6 231H7V230H6ZM54 231H55V230H53V232H54ZM58 231H59V230H58ZM205 231H206V230H205ZM205 231L203 230L202 232H205ZM219 231H220V230H219ZM248 231H249V232H248ZM253 231H254V230H253ZM253 231H252V232H253ZM255 231H258V230H255ZM64 232H65V231H64ZM64 232H63V233H64ZM69 232H70V231H69ZM99 232H100V230H99ZM101 232H102V231H101ZM101 232L98 233V234L101 235V234L104 233V232H103V233H101ZM206 232H207V231H206ZM252 232H251V233H252ZM258 232H259V231H258ZM45 233H46V232H45ZM47 233H48V232H47ZM95 233H96V232H95ZM193 233H194V232H193ZM219 233H220V232H219ZM247 233H248V234H247ZM53 234H54V233H53ZM211 234H212V233H211ZM213 234H214V233H213ZM259 234H260V233H259ZM32 235L34 236V234H32ZM59 235H60V234H59ZM94 235H97V233L94 234ZM106 235H107V234H106ZM253 235H254V234H253ZM262 235H263V234H262ZM36 236H37V235H36ZM97 236H98V235H97ZM259 236H260V235H259ZM3 237H5V236H3ZM17 237H18V236H17ZM17 237H16V238H17ZM19 237H20V236H19ZM57 237H59V236H57ZM61 237H62V236H61ZM250 237H251V236H250ZM0 238H1V237H0ZM10 238H11V237H10ZM32 238H33V237H32ZM51 238H53V236H52ZM93 238H94V237H93ZM125 238H126V237H125ZM34 239H36V238H34ZM245 239H246V238H245ZM245 239H244V240H245ZM261 239H262V237H261ZM17 240H18V239H17ZM19 240H20V239H19ZM53 240H54V239H53ZM59 240H60V239H59ZM96 240H97V239H96ZM6 241H7V240H6ZM100 241H101V238H100ZM131 241H133V240H131ZM216 241H217V240H216ZM250 241H251V240H250ZM250 241H249V242H250ZM252 241H253V240H252ZM259 241H260V240H259ZM104 242H105V240H104ZM104 242H103V243H104ZM118 242H119V241H118ZM121 242H122V241H121ZM249 242H247V243H249ZM254 242H255V239H254ZM261 242H262V241H261ZM14 243H16V242H14ZM95 243H96V242H95ZM123 243H124V242H123ZM9 244H10V243H9ZM75 244H76V242H75ZM113 244H114V243H113ZM237 244L240 245L241 247H237ZM243 244H244V243H243ZM250 244H251V243H250ZM254 244H255V243H254ZM254 244H253V245H254ZM2 245H4V244H2ZM5 245H6V243H5ZM5 245H4V246H5ZM93 245H94V244H93ZM98 245H99V243H98ZM101 245H102V244H101ZM122 245H123V244H122ZM124 245H125V244H124ZM129 245H130V243H129ZM247 245H248V244H247ZM4 246H3V247L0 246V247H2V248L5 249ZM8 246H9V245H8ZM10 246H11V245H10ZM10 246H9V247H10ZM74 246H75V245H74ZM104 246H105V244H104ZM202 246L205 247V248H203ZM245 246H246V244H245ZM254 246H255V245H254ZM263 246H264V245H263ZM75 247H76V246H75ZM95 247H96V244H95ZM246 247H247V246H246ZM246 247H245V248H246ZM255 247H256V246H255ZM97 248L99 249V247H97ZM102 248H104V247H102ZM262 248H264V247H262ZM9 249H10V248H9ZM72 249H73V248H72ZM134 249H135V248H134ZM257 249H258V248H257ZM6 250H7V249H6ZM92 250H93V249H92ZM103 250H104V249H103ZM144 250H145V249H144ZM252 250H254V249H252ZM260 250H261V248H260ZM260 250H259V251H260ZM8 251H9V250H8ZM238 251H239V250H238ZM255 251H256V250H255ZM261 251H262V250H261ZM94 252H95V251H94ZM98 252H99V251H98ZM102 252H103V251H102ZM138 252H139V251H138ZM235 252H236V251H235ZM240 252H241V251H240ZM247 252H249V251H247ZM92 253H93V252H92ZM92 253L90 252V254H92ZM103 253H104V252H103ZM106 253H107V252H106ZM140 253H141V252H140ZM182 253H183V254H181V256H183L182 258H185V257H186V254H185V252H183V250H182ZM187 253H188V252H187ZM233 253H234V252H233ZM250 253H251V252H250ZM257 253H258V251H257ZM97 254H98V253L96 252V255H97ZM122 254H123V253H121V254H119V255L121 256ZM229 254H230V253H229ZM235 254H236V253H235ZM245 254H246V253H245ZM254 254H255V253H254ZM1 255H2V253H1ZM15 255H16V254H15ZM103 255H104V254H103ZM130 255H131V254H130ZM130 255H128V257H129ZM263 255H264V253H263ZM89 256H90V255H89ZM94 256H95V255H94ZM94 256H93V257H94ZM131 256H132V255H131ZM141 256H142V255H141ZM18 257H19V256H18ZM91 257H92V256H91ZM110 257H111V255H110ZM121 257H122V256H121ZM137 257H138V256H137ZM7 258H8V257H7ZM9 258H10V257H9ZM96 258H97V257H96ZM106 258H107V257H106ZM88 259H89V258H88ZM109 259H110V258H109ZM121 259H122V258H121ZM129 259H130V258H129ZM235 259H236V258H235ZM244 259H246V258H244ZM261 259H263V258H261ZM89 260H90V259H89ZM106 260H107V259H106ZM106 260H105V261H106ZM137 260H138V259H137ZM248 260H249V259H248ZM111 261H112V260H111ZM243 261H244V260H243ZM245 261H246V260H245ZM100 262H101V261H100ZM116 262H117V261H116ZM120 262H122V260H121ZM243 263H244V262H243ZM243 263H242V264H243ZM246 263H247V262H246ZM111 264H112V263H111ZM129 264H130V263H129ZM138 264H139V263H138ZM244 264H245V263H244Z\"/></svg>",
    "mask_w": 264,
    "mask_h": 264
}]
</instances>
